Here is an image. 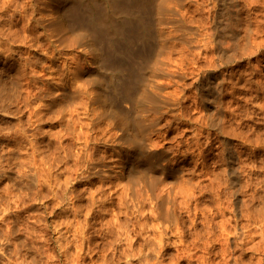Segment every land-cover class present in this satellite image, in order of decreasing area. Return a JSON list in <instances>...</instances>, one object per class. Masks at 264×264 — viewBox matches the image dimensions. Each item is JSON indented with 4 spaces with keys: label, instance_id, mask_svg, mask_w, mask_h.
<instances>
[{
    "label": "rangeland",
    "instance_id": "obj_1",
    "mask_svg": "<svg viewBox=\"0 0 264 264\" xmlns=\"http://www.w3.org/2000/svg\"><path fill=\"white\" fill-rule=\"evenodd\" d=\"M25 1L27 2V0H0V264H51L54 261L55 262L53 264H64V263L65 264L66 263L67 264H69V263L75 264V262H76V264H85V263L86 264H89V263L94 264V262H95V264H97L98 261H99L98 264H101V262H102V264H126L125 259L119 260L118 254L112 255L113 253H109V252H111V250L110 251L108 250L107 253H105L106 252L105 251L104 252L105 254L100 251V249H101L100 244H101L102 240H105V238L101 237L102 232L99 230V228H103V226H104L103 224H105V221L110 217L108 215L104 216L102 214V216L104 217L103 218L100 214L95 213L96 210L99 209L100 207H99L98 202L93 203V202H91V200H89V199H91L89 194L91 193V191L93 192L94 190H96V188L100 187V184L102 185L101 178L100 177L97 178V181H96L97 176H94V177H92L93 179H90V180H92L90 183H88L87 181H85L83 179L82 180L74 179V176H75L74 173L75 172L74 171L72 172L74 166L71 165V164H74V161H72V158H74L73 160H75L76 162L79 161V163H81V162L84 163V159H83L84 156H81V155H83L82 154L83 151L82 150H81L82 152L80 151V148L82 146L80 144H83L82 143L83 139H82V141L78 140V138L76 136L77 135L76 132H78V131L77 130H76V132L74 131L75 127H76V129L78 127L77 126L74 127L73 123L71 124V120H69L70 122L68 121V119H70L69 116H68L69 117L68 119H66L67 116H65L64 117L65 119L62 120L63 122L60 121L58 123V121L56 119H54L53 121L52 120L49 121V116H52V117L56 116V113H50V115H49V96L43 97V98H38L36 96V93L38 91V88H40V86H43L45 84H49V56H50V54H55L56 59L53 60V62L56 63L55 66H56L57 70L60 71L62 69V66L64 63L67 62V64H70L72 62L71 60L74 59L75 53L78 50L85 48L84 50L86 52H88V50L86 48L90 44H92L93 47L95 48V51H94L95 54L92 53V56H91V53L88 52V53H86L85 59L87 62L89 60V62H88L89 66L92 65L89 67L90 69H92V71H90L91 73L88 71H85V73L81 74L83 76H80V77H81V80L83 79L82 80L83 82L87 81V83L88 82H89V84L91 83V87H93V88H91L92 91L98 90L97 92L102 91V89L101 90L99 89V86H101L99 84V81H102V83L104 84L103 86H105V88L103 87V93H104L105 98H107L106 99L107 103L108 102L110 103V100H109L110 98L108 99V97L111 96V98H112V94H110V92L112 91L113 86L114 87H115V85L118 86V82L121 79L126 78L128 76V74L133 73L131 75L133 77L132 78L133 84H135L137 82L135 84V86L138 87L139 86L138 83H140L142 81L141 82L142 84H140V88H139V93H140L142 90L148 89V86L146 87L147 81L144 82L143 79L147 78V76H149V75L156 77L157 80H155V81L159 82V81H164L166 79L170 80V79H168V78H171L169 76V74H170L169 71L170 72L172 71V73H174L173 72L174 70L176 72L178 70H179V72H181V71L184 72L185 66H186L185 72L188 75L190 73V70H191L190 68H193V63H191L193 61H197L200 65L204 66V70H207V73L205 72V74H204V72H203L202 73L203 75H201V78L204 79L203 83L200 85L201 87L198 86V84H192L193 83V75L192 74L188 75L189 77L185 81L184 80L181 81V83H183L181 85H185L184 86L185 91L183 92L184 93V98H183L184 101L182 100L183 101L182 105L184 108L183 110L186 109L184 111V117H186V118H184V119L182 118V120H176L173 117L174 112L164 114L165 112H167L171 109V106L168 104V101L166 100V98H164L161 95H160L161 98L157 97V96L151 97V98H155V100L151 99L154 101V103H152L148 100V98L143 99L144 94H141L143 92L142 91L140 94L139 93L138 94H139L140 98L144 101V103L138 97V100L136 103L137 105L135 104V106L142 107V104H143V107L144 108L146 107L148 110L147 113H149V116H147V117H149L151 119V121L148 118V122L146 121L143 124H141L140 122L138 123V121L136 122L135 120H133V118L132 119L130 118L131 120L136 122L135 123V122L131 121V128L130 129H131V132L133 134L134 133L136 134V133H139L138 131H140V130H138V129L140 127H144L145 129H147L146 134H149L150 136H151V134L154 135V136L152 135V138L156 137L157 135H164L166 133L164 135V137L160 136L161 144L163 143L162 145H164L163 146L164 149L167 150V153H169V156L172 157L171 158L168 156L169 159L171 160V163L173 161L174 162L173 164H175L178 167V169H180L183 166L182 167L183 169H180L182 171H181V173H179V177H181V176L184 177V175L185 176L188 175L186 177H188L189 180L193 178L191 181H192V183L193 182L195 183V182H197L196 181L197 176L199 175L200 177L198 176V178H199L198 180H200V178H202V179H201V182L200 181H198V182L200 184L204 185V187H202L201 189L208 188L207 185L213 186L212 189H210V190L214 191V193L211 194L212 192L209 190V188H211V187H209L208 190L211 192L210 193L211 195H209L207 189H205V190L200 189L202 192L199 189H197V188H200L199 186H202V185H197L198 183L195 184L194 188H195V192H196L195 193L196 194V197H195L196 200H194L195 198L192 197V199H189L190 201L188 200L189 201L188 203L191 205V204H194L195 201H199V202L201 201L202 205H201V203L199 204V202H195V204L193 206L191 205L192 207L188 204V207L190 206L189 209H191L194 212L190 211L189 209H188L189 211L186 210V212H185V209L181 211V209L177 207L178 210L181 212L182 220L183 221L185 220L184 221L185 224L188 223L187 225L188 226L190 225V220H188V221L186 220L187 217H189V215H188L189 212H190L191 218L196 217L195 212H198L199 208L201 206L202 207L205 206V204H206V206H205V208L204 207L203 208L204 209L207 208V213H208V210H209V213H211L212 211L215 212L216 211V204L215 203H216V200L218 199L216 197L217 193L219 194V197H221L220 200H222V198H223L225 200L224 201L222 200V201L225 204H227L229 202L232 205V207H230L231 205L228 203L227 206L230 205L229 206L230 210L229 209L227 210L225 217H226V219H230L229 221H231V224H234V225H232V227L235 226L236 232L234 231L233 228L231 229V231L233 233L235 232L233 235L229 234L228 236H224V239H222L219 236L220 235V233H219L220 229L217 228V226H219L218 222L220 221V217L218 218V216H216V219L214 218L215 216H213L214 219L213 218L212 219L215 220V222H213V225H214V223H215V225L214 226L212 225L213 228L212 227H210V229L207 228V229H209V232L208 231H205V232L202 231V230H207V229L206 228L204 229L205 225H203V222L200 221L201 219L198 218L197 220H199V219L200 220L198 221V225L196 228L200 229L202 227V230L200 229L199 231L200 232L202 231L204 233L203 234L201 232V235H200L202 237L204 235V237H203V239H201L202 237L199 236L198 229L195 228L193 231H191V230L189 231L188 228H186L188 226L185 225L186 229L185 228L184 229L187 231H185V230L184 231L186 232L187 239H188V242H186V243H188L187 245L191 244L192 242L193 243L195 242V244L197 246V250H198L197 255H199V254L202 255V252H203L202 248L205 246V244H209V245L211 244L214 249L210 250V252L212 253L210 256L211 257L210 261L212 260L210 262V264H218L219 261L217 262V260H220L219 253H221L220 252L221 251V248H220L221 244H223V242H224L223 240L227 239L224 242V246L226 247V245H227L228 247H230V245H231L230 249L228 247H226V249H227L228 256L229 255L232 256L231 258H229V260H227L228 264H229V262L231 264H264V245H263L264 244V241H263L264 240V230H263L264 229V222H263L264 221V204L261 202L262 199L264 200V181L262 180V176H261V174H262L264 177V140H262V138L264 137V131H263L264 129L262 128L264 126V115L262 114V113H264V110H263L264 109L263 108L264 107V105H263L264 104V85H263L264 84V56H263L264 42L260 41V40H262V38H264V32H262V30H264V5H263L264 2H263V0H259V1L256 0L257 2L255 0H246V1L245 0H238V1L234 0L235 2L233 0H229V3L227 2L228 0H213V1H208V3L206 0H198V2H196V0H150L151 4L149 3V5H147L146 8H142L141 10L134 8L133 10L129 11L127 15H123L119 11L116 12L118 15L116 13L114 14L116 16L117 22H121L120 24L122 26L125 25V30H127V31L130 30V32H129L130 38L128 41L127 40L121 41L120 36L118 34H115V33H114V35L111 34L105 40L112 41L113 46L109 45L108 41L98 42V41L94 40L92 33L88 31V28L86 26H80V25H76V24L71 25L67 19H66V21H65V19L63 21L62 20L57 21L56 23H58V25L54 24L57 29L55 27H53L54 25L52 26V29H55V30H53L54 32L52 30H51V32L55 35L56 44H54L55 46L50 45V43L48 44V41H47L46 37L43 35L42 29L39 27V25H35L33 23L30 24V22L27 21L29 18L28 16L30 14L29 15L24 14V16L21 15V13H22L21 6L25 3ZM122 1L123 2H129L132 0H122ZM52 2L54 4L55 3L56 4L55 5L51 4ZM91 2H96V6L97 5L102 6V8L105 4L104 0H91ZM240 2L242 4H240ZM246 2H247V4H246ZM261 2H263V4ZM213 3H215V4H213ZM49 4H50L49 6H51V5L56 6V5L64 4L62 6L65 7L64 8L65 10H67V8H69L73 5L71 3V0H61V1L60 0H52V1L49 0ZM229 4H230V6L232 5L231 6L232 10H231ZM233 4H235L234 8H233ZM259 4H261V5H259ZM212 5H214V8ZM226 5L229 7H227ZM215 6H216V8H215ZM223 6H224V8H223ZM219 7H220V9H219ZM226 7L231 12V14L235 15V17H236V12H238L239 9H240V13H242L239 16L240 22H238L237 27L235 26L236 32H233V30L231 29V28H235V27H231V25L229 27L227 26V24H226L227 23V17H225L226 16L225 14L221 13V12L225 13L224 10ZM209 9L212 11H209ZM236 9H237V11H236ZM233 10L235 11V14H234ZM27 11H28V13H30L29 12L30 10H27ZM218 11H220V13ZM257 12L259 13V15ZM28 13H26V14H28ZM216 14H218V15H216ZM246 14H248V15H246ZM223 15L225 18L223 17ZM88 16L90 17V14L87 15V13L85 12L84 17L89 18ZM216 16H218L220 18H217ZM261 16H263V17H261ZM23 18H24V20H23ZM254 18H256V21ZM220 19H221L220 22H222V19H224V21L222 23H220L219 22ZM245 19H246V22H244ZM215 20H217V21H215ZM260 21H263V22H260ZM216 22L218 24H216ZM246 23L248 24L249 27L246 26L247 25ZM226 27H228L227 31H226ZM85 28H87V29H85ZM245 29L248 31L247 33H246V31H244ZM257 29H259V31ZM159 31L162 32V34L160 36H159ZM204 31L205 32L208 31V32H206V35H209L211 31L214 32V33H211L212 38H211L209 44L207 42L206 45H209V46L206 48H205V46H203L204 42L201 43V40L202 41H207V40H205L204 37L200 38V37L205 35ZM255 31H257V33ZM249 32H251L253 34H251ZM225 33H226V35H225ZM248 33L251 34L252 37H250L251 35H248ZM258 33H259V35H258ZM230 35H232V36H230ZM247 36H249V38ZM233 37H234V40H233ZM243 37L246 39H244ZM257 37H259L258 40L256 39ZM236 38H237V40H236ZM241 38H243V39H241ZM253 38H255L256 43L261 42L260 43L261 48L259 50L260 53L258 52L256 55L251 54L252 55L251 56L250 54L247 55L246 53H249L247 50H250V47L255 44V42H254V44H252V42H250L251 40H253ZM212 39H213V41H212ZM263 41H264V39H263ZM242 44H244V45L247 44V46H245V47H248V49H245L244 45H242ZM235 45H237V46H235ZM248 45H251V46H248ZM56 46H58V47L55 48ZM118 47H120V48H118ZM124 47H127L126 49L129 48L132 51V52H130V53H132V56L129 57L127 54L123 55V56L122 55L116 56V58H115V61H116L115 69L112 68V70H111L110 68H107V67H103V66L99 67V65H103L102 60L108 56V53L110 51H113V50L116 52L123 51L122 49ZM237 48H240V49H237ZM59 49H61V50L59 51ZM241 49H244L246 52L244 50L241 51ZM238 51L241 52L240 55H239ZM243 51H244V54H242ZM118 54H120V53L118 52ZM241 54H242V56H241ZM232 55H234V56H232ZM237 55H239L241 57H238ZM114 56H115V54H114ZM221 56L222 57L224 56L225 59L228 58L226 60L228 62L224 63V67H218L217 66L218 69L216 68L217 71L214 72L215 69L210 68L209 66H207V64L209 65V63H216V65H218L220 63V59H222ZM235 56L240 59V63H241V64H239L241 66L239 68V70L241 69L240 72L242 71L244 73L243 74L241 72L242 76L244 75V77H243L242 84L239 86L240 90H238L237 87L234 86L233 83H230L229 81H227V83H226V80H225V75L227 73V70H231V69L237 70L238 69L237 66L235 67V61H234V58H236ZM244 56H245V58H244ZM219 57H221V58H219ZM258 57L261 58V60ZM181 59L183 60V62ZM216 59L219 60L218 64H217V62H215V61H217ZM259 60L261 61V63ZM208 61H209V63H208ZM129 62H130V64H129ZM180 62H182L185 65H183L182 63L180 64ZM258 62H259V64H258ZM117 64L119 65V67H117ZM128 64H129V66H128ZM232 64H233V66H232ZM206 66H207V68H205ZM249 66H250V68H249ZM181 67H182V69H180ZM222 69H223V71H222ZM188 70H189V73H188ZM220 70H221L222 74L219 73ZM130 71H132V73H130ZM253 71H254V73H253ZM110 72H113L116 76V80L113 83H111L108 80V78L106 77V75H111ZM210 73L213 76H211ZM261 73H262V75H261ZM103 74H104V76H103ZM259 75L261 78L259 77ZM134 76L138 79H141V80L138 82V79H136ZM217 76H218V78H217ZM134 78L136 80L135 83H134V81H135ZM216 78H217V80H216ZM78 79L80 80V78H78ZM93 79H95V81H97L98 83H96ZM222 79H223V81H221ZM247 79H249L251 81H249V80L247 81ZM207 80H209V81L206 82ZM245 80L248 83L250 82V84H248ZM217 82H218V84H216ZM207 83H209V84H207ZM246 83H247V85H246ZM215 84L217 85L216 86L217 88L214 86ZM261 85L263 86V89H262ZM241 86H243V87H241ZM108 87L111 90H107ZM110 87H112V88H110ZM177 87H178L177 85L171 84L170 86L164 88L161 91V93H162V95L167 96L169 93L176 90ZM214 87L216 88L215 90L213 89ZM246 87H248V89ZM254 87H256V88H254ZM211 88L213 90H211ZM218 89H219L220 93L218 92ZM244 89L246 92L245 91L243 92ZM105 92H107L108 94H106ZM222 92H224V93H222ZM235 92H237V93H235ZM205 93L209 94V95L206 96ZM212 94H214V95H212ZM217 95H219V96H217ZM162 98H164V99H162ZM202 98H204V99H202ZM213 98L214 99L218 98V99H216L214 101ZM236 99H238L240 101H238V100L236 101ZM194 100L200 105V106H198L199 109H195V105H194L195 101ZM205 101H207V102H205ZM211 101L215 104H213ZM145 102H148V103L145 104ZM220 102H222L223 104ZM237 102H240V103H237ZM216 104L220 105V106H218V108H216L217 107ZM226 104H228L229 106L226 107ZM261 104L263 107L260 106ZM221 105H223V106H221ZM230 105H231V110L229 108ZM235 105H236V107H239V108L235 109L236 108V107L234 108ZM127 107H129V106H127ZM222 107H223V109H222ZM224 107L229 109V110L224 109ZM242 107H245L246 109L242 108ZM232 108L234 110V113L236 112L235 117H233L234 113L232 111ZM260 108H262V109H260ZM239 109H241V110H239ZM37 110H39L38 114H40V115L42 114V117H36L37 118L36 119L35 115L38 116V114H35ZM237 110H238V112H237ZM242 110H243V112H242ZM246 110H247V115L249 114L248 117L246 115ZM40 111H42V112H40ZM217 111H218V114L220 117H221V114L224 117L222 116L220 118L219 116H217L216 118H214L216 115H218ZM227 111H228V113L230 111V113L228 114ZM252 111H253V114H252ZM239 112H242L243 114L242 113L239 114ZM202 113H203V116H202ZM185 114L186 115L188 114V117ZM211 114H213V115H211ZM231 114H232V116H231ZM251 114L254 116H252ZM198 115H200L199 119L201 121V124L198 122L199 123V126H198L199 129H198V127H195V126L192 127V125H190V121L193 120L192 118L197 119ZM244 115H246V117ZM157 116H160V117L162 116V117L159 118L155 122L154 120L156 119ZM201 116H202V118H201ZM237 116L239 118L241 116V118H240L241 120L243 119L242 117H244V119H243L244 121L242 120V122L239 123L237 121V118H238ZM256 116L258 119L256 118ZM261 116H262V118H261ZM152 117L153 118L155 117V118L153 119ZM226 117H228V118H226ZM38 118H39V120H38ZM40 118L41 119L43 118V119L40 121ZM204 118H206L205 122L203 121ZM218 118H220V119H218ZM245 118H247V119L249 118L248 121H246L247 119H245ZM251 118H253V119H251ZM250 119L253 120V123ZM214 120H216V121H214ZM218 120L221 123L223 122V124L229 123L228 121H230V120L231 121L229 123L230 125L226 126V125L221 124L220 122L218 123ZM223 120H226L227 122L226 121L224 122ZM241 120H239V121H241ZM257 120H258L259 124L257 123L255 125ZM55 121H57V122H55ZM152 121H154V122H152ZM185 121H186V123H184ZM202 121H203V123H202ZM206 121L208 122V124ZM249 121H250V123H249ZM214 122H216L215 123L216 126H214L215 125ZM60 123H62V124H60ZM151 123L153 125L156 123L157 124H156V126L154 125L155 126L154 127L153 125H151ZM217 123H218V125H220V127L217 125ZM210 124L212 126H214L215 128L211 127ZM234 124H235V129H237V130H235L236 135H237V133L240 132L241 129L243 130V131L241 130V133H239L238 137L235 136L234 132H231V131H234V129H233ZM242 124L244 125L245 128L243 127ZM66 125H67V127H66ZM69 125H72L74 129L71 127L72 128V130H71ZM221 125L225 126L226 128L222 127ZM253 125H254L255 129L254 128L251 129V127H253ZM257 125L258 126L260 125V126L258 127ZM240 126H241V128H240ZM256 126H257V129H256ZM68 127L72 131L71 133H69L70 130H68ZM132 127L133 128L136 127L133 130L137 129L136 130L137 132H135V131L133 132ZM246 127L250 128V129L248 130ZM155 128H157V129L159 128V133H158V130ZM201 128H202V131H201ZM227 128H228V130H230L229 131L230 133L228 132ZM253 129L258 130V131L260 129V132H259L260 134L257 131H256L257 133H255V131ZM153 130H154V133L156 132L155 134L153 133ZM224 130H226V133L232 134V135L226 134ZM244 130L250 131L249 132L250 134L252 133L251 136H249L250 134L248 133V131H246V134H249V135H247L248 138L252 139L253 141L249 139L251 141L250 142L247 139V136H245L246 134L243 135L246 138H244L243 136L242 137H243V139H247V140H245V141L241 140L242 137L240 135L245 133ZM73 131H74V133H73ZM236 131H239V132L236 133ZM261 131H262V133H261ZM149 132L150 133L152 132V133L150 134ZM214 132H215V134L218 135V137H216L217 135L213 134ZM223 132L225 133V135L223 134ZM209 133H210V135H209ZM97 134H100V132H97L96 134H94L93 138L95 137L97 139V138L101 137V136H98ZM233 134H234V136H233ZM253 134H255V139L258 136L262 140V141H259L260 140L259 138H258L259 140L258 139L256 140L257 142H260V144H258V143L255 144ZM257 134H259V135H257ZM261 134H263L262 135L263 137H260ZM96 135H97V137H96ZM228 136H229V138H228ZM75 137L77 140L75 139ZM232 137H234V138H232ZM93 138L91 139V141H94V142H90L89 144L92 145L93 148L94 147L95 148L94 149L92 148L93 150L92 149H90V150H92V152H94V154L92 153L93 158L97 159L100 156L96 157V155L101 154V152L102 151L104 152L106 149H104L105 147L102 146L101 143H100L101 145L97 144V141L95 140V138L94 139ZM235 138H237V139H235ZM57 141H59L60 144H57ZM54 142L56 145L54 144ZM74 142H75V144H74ZM209 142H210V145H209ZM223 142L225 143V145ZM249 142H250V144H249ZM93 143H94V145H97V146H94ZM226 143H228V144L226 145ZM244 143H246V144L244 145ZM221 144H223V145H221ZM52 145H55V146H52ZM233 145H234V148H233ZM260 145H262V146H260ZM56 146H58V147H56ZM75 146L80 147V148L78 149ZM92 146H89V148H91ZM226 146H228V147H226ZM253 146H255L254 147L255 149L253 148ZM63 147L70 149V151L68 150L69 156H68L67 149L65 148V150H63L64 149ZM96 147H98V148H96ZM229 147H231L232 149ZM259 147H262V148H259ZM58 148H61V149L58 150ZM223 148L224 149L226 148L229 150L231 149L232 152L229 150H226V149H225L226 152H224ZM251 148L253 149L252 151L255 150L254 153L251 151ZM54 149H55V151H54ZM220 150H223L224 153L223 152L221 153ZM239 150L241 153L237 152ZM98 151H99V154H98ZM247 151H248V154H247ZM71 152H74V153L77 152L78 157H77V155H73L74 153H72L73 157L70 156ZM89 152L91 153V151H89ZM103 152L101 154L102 155L101 158H105L106 160L112 159L111 158L112 155L109 152H104V153ZM65 153L68 156V158L65 155ZM199 153H201V155ZM222 154H224V155H222ZM227 154H228V156H227ZM103 155H105V156H103ZM203 155H205L204 158H203ZM221 155H222V157H221ZM244 155H245V157L248 156L247 157L248 159L246 158L247 160L245 159V157L243 158ZM33 156L34 157L36 156V157L34 158ZM64 156H65V158H64ZM74 156H76V158H78V159L80 158V159L77 160ZM79 156H81L82 159ZM232 156L234 159L232 158ZM107 157H108V159H107ZM174 157H175V159L176 158L177 159L175 160ZM224 157H225V160H224ZM237 157H239V158L236 159ZM254 157H255V159H254ZM31 158H34L35 162L33 160L30 161ZM53 158L54 159L58 158L59 161L56 160L57 162H55V160ZM221 158H223L222 162L225 161V164L220 161ZM252 158H253L255 164H254V162H251V161H253ZM178 159H179V161H178ZM80 160H81V162H80ZM194 160L197 162H194ZM204 160L206 162H204ZM213 160L215 162H213ZM232 160H234V162ZM23 161L24 162L26 161L29 165L26 162L23 163ZM50 161H51V163H50ZM53 161L55 162V164L53 163ZM216 161H217V163H216ZM242 161L243 162L245 161V163H243L245 166L243 164H241ZM220 162L224 166L221 165L222 167H220V164H221ZM239 162H241V163H239ZM204 163H208V164L206 165ZM238 163L240 165H237ZM251 163H253V164H251ZM49 164H50V167H49ZM52 164H54V166ZM145 164H146V166H145ZM194 164L196 165V168H195ZM35 165L36 166L39 165V166L36 167ZM42 165L45 168V170L42 168ZM150 165H151L150 163H143V165H141L140 169L142 167H144L142 169H147V170L150 169L151 171L149 170L150 171L149 172L147 170H144L145 174H143V172H141L140 176L144 180H142V181L140 180L139 183L142 182L140 184H143V182L145 180H146L145 182L147 184L150 180V183H148V184H151V181H153V183L155 182L153 185L156 184L158 189H159V187L162 188V186L165 184V182L167 183L169 181L170 184L174 183L171 185L176 187L178 185L177 184L178 181L179 182L182 181L181 178L177 177L178 176L177 174L175 176L170 175V177H169L170 180L168 179V181H167L165 178L163 179V177H162V176H164L163 174H161V173L159 174L158 171L152 170V166H150ZM254 165H256V166H254ZM203 166H205V167H203ZM218 166L220 167L222 172L225 170L224 173L227 176V177L224 176V173H223L224 177H221V180L219 177L222 174L216 173L217 171L220 172V169ZM226 166L227 167L229 166V167L226 168ZM239 166L241 167V170L239 169V171H238ZM249 166H250V168H249ZM35 167L36 168L40 167V169H38V171H35V170H37ZM244 168H245V170H244ZM142 169L140 171H143ZM185 169H186V173H184ZM204 169H206V170H204ZM23 170H25L26 173ZM39 170H43V171L39 172ZM46 170L48 171L47 174L49 176V179H48V177L46 178L47 174L43 175V174H45ZM49 170H50V172H49ZM243 170H244V172H243ZM192 171H193V173H192ZM202 171L203 172L205 171L204 172L205 175L203 174ZM36 172H39V174H41L40 175L41 180H40V176H35V174L38 175V173H36ZM42 172H44V173H42ZM189 172H190V174H188ZM197 172H200V174ZM214 172L217 174V176L220 174L219 177L216 178L217 180L216 179L214 180L212 178V177H216V174ZM251 172H253V174H248ZM148 173H150V174H148ZM23 174H26L27 176L24 175L25 176L24 177ZM70 174H72V176H69ZM145 175H148V177ZM208 175H210V177H208ZM248 175H251V176L248 177ZM254 175H256V177H254ZM160 176L162 177L163 180L161 179L158 181V179H160ZM203 176H205V177H203ZM230 176H232L233 178ZM52 177H53V179H52ZM56 177L61 178V179H57V182L55 184L59 185L58 184V182H59L61 185V186H59V188H61L62 190L58 189V187L54 184ZM229 177L231 179H229ZM33 178H35L34 179L35 183L33 182L34 181ZM38 178H39V180H38ZM42 178L44 180L45 179L48 180L49 183H47L48 181L46 182L44 180H43L44 183H42L41 182ZM148 178H149V180H148ZM172 178L174 179V181L176 183L174 181L173 182L171 181V180H173ZM185 178H182L183 181L184 180L186 181L187 178L186 179ZM243 178H245L244 181L242 180ZM256 178L257 179L259 178L258 179L259 181ZM65 179L66 180L68 179L69 181H66ZM72 179H74V180H72ZM211 179H213L214 183L216 182L217 184L216 183L212 184L213 180H211ZM218 179L220 181H218ZM234 179H235L236 183L233 184V182H235ZM239 179H240V181H239ZM252 179H253V181H252ZM37 180L41 182V183L39 182V185L37 184ZM61 180H65V182H68L69 186L63 185L64 183L62 184ZM224 180L226 181L225 185L223 183ZM227 180H229V181H227ZM237 180L240 183H238ZM241 180L245 184L247 183L246 185L248 186L246 189L243 188L244 190H241L242 188L240 187L241 185H244V183ZM254 180L259 182V183L256 182V189H255V184H254L255 181ZM94 181H96V182H94ZM209 181H212V182L209 183ZM247 181L250 183L248 184ZM160 182H162V183H160ZM205 182H208V184L206 183L207 185H205L204 184ZM45 183H46V185H44ZM65 184H67V183H65ZM92 184H94V186ZM96 184H98L99 186L97 185L95 187ZM103 184H105V187L107 186V183H103ZM226 184L228 185L229 189L227 188ZM253 184H254V186H253ZM35 185L39 186V188L37 190H35L37 188V186H35ZM52 185H55V186H53V188H52ZM182 185L183 184H181V186ZM220 185H221V187L219 188ZM230 185H231V187H230ZM233 185L235 186V188ZM246 185H244L242 187H245ZM40 186H42V187H40ZM43 186H44V188H43ZM62 186H64L65 188ZM84 186L86 188H84ZM45 187L46 188L48 187V188L45 189ZM49 187L52 190H50ZM70 187H71V189H70ZM105 187L104 186L102 187L103 190L105 191V194H107V193L110 194V192L113 190V188L111 190V188L106 189ZM175 187H173V190H176ZM224 187H225V189H224ZM257 187H259V188H257ZM40 188H42L41 191H39ZM77 188H78V190H77ZM89 188L90 189L92 188V189L90 190ZM93 188H94V190H93ZM179 188H177V189L179 190ZM230 188L231 189L233 188L234 190L232 189L231 191H229ZM236 188L239 190L237 191ZM248 188L250 190H247ZM43 189H44V191H43ZM48 189H49L50 193L46 191ZM181 189H183V188H180L179 191H181ZM253 189L257 190V191H254ZM259 189H260V191H259ZM55 190L59 194H57ZM59 190H61V191H59ZM70 190H72V193ZM76 190H77V193H76ZM106 190H108V191L110 190V191L108 192ZM222 190L224 191V193L226 195L223 193ZM226 190H228V193L225 192ZM251 190H253L254 192H257L258 194L254 193ZM84 191H86V192H84ZM217 191L222 192L223 196L221 195V193H219ZM233 191L237 195L233 194L234 193ZM239 191L240 192L243 191V192L239 193ZM246 191H249V192H246ZM41 192L43 194H40ZM54 192L56 193L57 196H55ZM62 192H64V193H62ZM198 192L200 193L199 194L200 197H198L199 196L197 194ZM82 193H84V194H82ZM243 193H246V195L245 194L243 195ZM251 193L254 195H252ZM105 194L102 196L105 197ZM108 194L106 196H108ZM202 194H204V195L202 196ZM238 194H241V195H239V197H238ZM259 194L262 195L261 196V198L263 197L262 199L260 198ZM70 195H71V197H70ZM79 195L81 197H79ZM87 195H89V196L87 197ZM231 195H233V197ZM234 195L237 198L234 197ZM242 195H243V197L240 198ZM247 195H248V197H247ZM58 196H60V197H58ZM100 196L101 195H99V197ZM207 196H209L210 199H207ZM211 196H213L212 201H210ZM253 196L257 197V199H255L257 201L252 202V200H254V198H255V197L251 198ZM53 197H55V198H53ZM57 197L60 199L63 198V201L62 200L60 201V199H58ZM86 197L88 198V200ZM176 197H181V196L177 195ZM176 197H175V199H177ZM204 198H206V200ZM226 198H228L229 200L231 198V200H230L231 202L228 201V199H226ZM239 198L240 199L245 198L244 201L246 200L247 205H253L254 204L253 208H252V206L251 207L249 206L247 209L246 203L243 202V200H240ZM249 198H251L252 200ZM259 198H260V201L258 200ZM54 199L59 200V201L56 202V200L54 201ZM181 200H183L182 197H181V199L178 198L177 200H174V201L179 203L178 201L182 202ZM192 200H194V202ZM226 200H227V202H226ZM236 200L238 203H236ZM87 201H90L89 202L90 204H88L87 206H89V205H90L89 207L93 206L92 208H94V206L97 204L95 206V209H91L97 215L94 214L93 217L89 220V223L85 229L86 236H84V238L88 237L90 239H92V236L95 237L94 239H92L94 242L91 240V242L93 244L95 243V241L97 242V240H98L96 245L95 244L93 245L91 243L90 248L92 249V251H90V249L87 247L89 245H87L86 238L85 239L83 238L84 244H83V246L81 245L82 246V248H81L79 245L82 243L81 242L82 240L80 239L79 236H77L78 233L81 234L80 228L84 225L83 223H85V222H82V220H84V215H86L84 213L87 212V206L85 205ZM240 201L243 203H240ZM247 201L248 202L251 201L252 204L251 203L248 204ZM68 202H69V204H66ZM84 202H85V204H84ZM211 202H214L213 204H215V206H213V207L215 209L214 208L212 209V206L210 208L207 207V206L213 205V204H211ZM57 203H59V204H57ZM177 203H176V205H177ZM72 204L75 206H73ZM80 204H82V206ZM198 204L200 206H198ZM207 204H209V205H207ZM239 204H240V206H239ZM241 204L242 205L245 204L246 206H242ZM64 205H67V206L65 207ZM78 205H80V207ZM258 205L261 207H259ZM76 206H78V207L75 209ZM83 206H86V207L83 208ZM234 206H237V207L235 208ZM256 206H258V207H256ZM193 207H196L197 211ZM238 207H240L241 209L239 210ZM255 207L257 209L254 210ZM203 208H201L200 210H202ZM249 208H250V210H249ZM81 209H82L83 213H81V211H80ZM242 209H243V211H242ZM84 210H85V212H84ZM233 210H235V211L233 212ZM247 210H249V211H247ZM252 210H254V211L252 212ZM256 210L257 211L260 210V211L257 212ZM75 211H77V212H75ZM241 211L245 212L248 215V216H244V218H245L244 220L242 219L243 216H241V215H243V213ZM191 212L193 214L194 213L195 214L193 215ZM235 212L237 213V215ZM247 212L249 214H250V212H252V214L254 212L255 213L253 214L254 216H252V214L249 215ZM260 212L262 213L263 217L257 216V214L259 215ZM76 213H77V215H76ZM245 213H244V215H246ZM183 214H185V215L183 216ZM191 215H193V216H191ZM231 215H233L232 217L234 219V223L232 221L233 220L232 217H229ZM238 215H240V216H238ZM73 216L74 217L78 216V217L74 218ZM255 216L258 220L255 219ZM38 217H40V218H38ZM95 217L97 219L100 218V221H101L100 224L98 223V221L96 220ZM105 217H107V219ZM123 217H124V214L121 215V220H124L125 217L124 218ZM227 217H229V218H227ZM237 217H238V219H239V217L241 219L238 220ZM247 217H249L250 222L252 221V223H250L251 225L253 224V226L250 225L252 228L250 226H247V225H249L248 224L249 221L246 224L247 220H249V219H247ZM93 218H95L94 222H93V220H94ZM261 218H262V220H261ZM31 219H33V220H31ZM37 219L42 220V221H39L40 223H38V222H36V221H38ZM148 219H150L149 220V223H150L152 220H151V218H149V216L147 217V221H148ZM133 220L135 221L134 217H133L132 221ZM216 220H218V221L216 222ZM239 221H241L243 224L245 223L244 226L246 225L248 227L249 231L252 229L250 231V233L253 230H255L259 233L261 232V234L255 233V231H254L255 234L253 232L251 233L254 235L253 242L251 239H250L251 241L249 240V237L247 238L248 241H247V239L245 240L244 236L246 234L249 235L250 233L247 232L248 231L247 227L245 226L246 227L245 228L241 222H240V224L242 227L240 226ZM257 221H259V222H257ZM32 222H33V224H32ZM34 222H36L37 224L35 223V225H34ZM74 222H76V223L78 222V225L80 224L79 225L80 228H75L78 226H76L77 225L76 223H75V225H73ZM260 222L262 223L263 227H262ZM130 223H132V222H130ZM201 223H202V225H201ZM67 224H68V226H67ZM69 224L70 225L72 224V226H70ZM231 224H230V226H231ZM89 225H91V227L88 228ZM56 226L58 229H56ZM254 226H255V228H254ZM256 226H258L257 229H256ZM31 227L32 228L34 227V229H35L34 232H32L33 229H31ZM66 227H69L70 229L67 228L68 229L67 230ZM72 227L75 230L79 229L80 232L78 230H76V231L73 230ZM127 227L129 230L133 228V226L131 224H130V226L128 225ZM90 228H92V229H90ZM93 228H94V230H93ZM211 228L213 230H211ZM214 228H216V229H214ZM28 229H29L30 233H32L33 237L31 236V234L27 235L29 233V232H27ZM71 229L73 232L71 231ZM87 229H89V230H87ZM243 229H245L246 234H245V231ZM66 231H68V232L70 231V232L67 233ZM262 231H263V233H262ZM71 232L72 233L77 232L76 234H74V236L76 238L73 236V234H71ZM94 232H95V234H93ZM189 232H191V233H189ZM192 232L193 233L196 232L195 234H198V235H195V234L192 235ZM206 232H207V235H206ZM213 233L218 234L217 235L218 237L216 235H214ZM98 234H99V236H98ZM257 234L261 235V237H259V235H257ZM61 235L62 236L66 235V236H64L62 238ZM188 236H190V237H188ZM195 236H198V238ZM207 236L209 239L207 238ZM209 236H212V237H209ZM194 237H195V240L193 241L192 238H194ZM199 237L201 240H199ZM258 237L260 239H258ZM77 238L80 239L81 243L78 242L79 239H77ZM75 239H76V241H75ZM99 239H100V241H99ZM174 239L175 238H170L169 243H171L172 241H176ZM187 239H186V241H187ZM217 239L220 241H218ZM231 239H233V240L231 241ZM241 239H242V245H241V247H237V244L239 243L238 240L241 243ZM59 240H60V242H59ZM108 240H110V239L108 238ZM190 240H192V241L190 242ZM260 240H262V242ZM203 241H205V242L208 241V242L205 243ZM227 241H229V243ZM244 241L247 243H245ZM254 241H256L257 243ZM258 241H260L261 243ZM74 243L76 246L78 245V249H80V250L77 251L76 246H74ZM76 243H78V244H76ZM186 243H185V245H186ZM219 243H221V244H219ZM252 243L256 245L253 248V250H252V247H253ZM218 244H219V247L216 246ZM249 244H250L251 248L248 246ZM97 245H99V246H97ZM259 245L263 246V248ZM61 246H63V247H61ZM153 246H155L154 249H156V247H157L156 244L155 245L153 244ZM168 246H170V247H168ZM168 246H167V249L165 250V253L163 252L164 255H162L161 258H163L164 256L165 257L162 260L160 258L161 264H165V263L173 264V262H174V264H180V263L181 264H188V262H186V261H182V260L178 261L176 259V256L175 257L173 256L174 254H176L174 251L175 250L174 247L172 245H168ZM233 246L234 247L236 246L235 250H234ZM257 246L262 250H260V249L258 250V248H256ZM59 247H61V248H59ZM67 248H68V250H67ZM231 248H233V249H231ZM244 248H246L247 250ZM250 249H251V251H250ZM212 251H214V252H212ZM228 251L230 254L228 253ZM77 252H78V254H77ZM151 252L154 253L153 251H151ZM151 252H149V253H151ZM217 252H219L218 253L219 256L217 255ZM239 252H241L242 255L240 254L239 256H237V254H239ZM36 253L39 255H37ZM52 253H54L55 255H52ZM63 253H64V255H63ZM66 253L68 254V257H67ZM92 253L97 254L93 258L96 261H94L93 259H92V261H90L89 257H90V254H92ZM152 253L150 254L151 255L150 257H151V259H154L155 255L153 257ZM50 254H51V256H50ZM70 254H72V256ZM165 254H167V255H165ZM235 255L237 256L238 260L234 259L236 257ZM63 256H65L67 258L65 259V257H63ZM77 256H79V257H77ZM85 256H87V257H85ZM96 256H97L98 260L96 259ZM116 256H118V257L116 258ZM240 256H241V259L239 258ZM56 257H57V259H56ZM69 257L70 258L73 257V258L70 259ZM111 257H112V259H111ZM169 257H171V258H169ZM79 258H82V259H79ZM100 258L101 259L103 258L104 260L103 259L102 260L104 262ZM109 258L111 261L108 260ZM36 259H37V262H36ZM69 259L72 261V263H71V261H69ZM166 259L168 260V262H166L167 261ZM195 261L196 260H193L190 264H203V263H198L197 261L196 262ZM133 262L137 263V261H133ZM215 262H217V263H215ZM136 263H134V264H136ZM219 264H222V263L219 262Z\"/></svg>",
    "mask_w": 264,
    "mask_h": 264
},
{
    "label": "bare ground",
    "instance_id": "obj_2",
    "mask_svg": "<svg viewBox=\"0 0 264 264\" xmlns=\"http://www.w3.org/2000/svg\"><path fill=\"white\" fill-rule=\"evenodd\" d=\"M50 1H52V0H50ZM61 1V0H60ZM105 1V4H104V6H103V8H102V6H96V2H91V0H71V3L73 4L71 7H69V8H67V10H65L64 8L65 7H63L62 5H64V4H62V5H56V6H53V5H51V6H49L50 4H49V0H27V2L25 1V3L21 6V9H22V13H21V15L22 16H24V14L25 15H29L28 17V20L27 21H29L30 22V24H35V25H39V27L42 29V33H43V35L46 37V39H47V41H48V44L50 43V45H54V44H56V41H55V35L51 32V30L53 31V30H55V29H52V26L55 24H57L58 25V23H56L57 21H63L64 19H65V21H66V19L68 20V22L71 24V25H80V26H86L87 28H88V31L89 32H91L92 33V36H93V38H94V40H96V41H98V42H104V41H108V44L109 45H111V46H113V42L112 41H110V40H105V39H107L111 34L112 35H114V33L115 34H118L119 36H120V40L122 41V40H129V38H130V30L129 31H127V30H125V25L124 26H122L120 23L121 22H117V19H116V16L114 15L116 12H121V14H123V15H127L128 14V12L129 11H131V10H133L134 8H137V9H142V8H146V6L147 5H149V3H150V0H132V1H129V2H123L122 0H104ZM207 1V3H208V1H213V0H206ZM234 1V0H233ZM238 1V0H237ZM246 1V0H245ZM256 1V0H255ZM257 1H259V0H257ZM256 1V2H257ZM56 2V1H55ZM68 2V1H67ZM196 2H198V0H196ZM228 3H229V0L227 1ZM232 2V1H231ZM235 2V1H234ZM255 2V3H256ZM263 2H264V0H263ZM263 2H261L262 4H263ZM58 3V2H57ZM259 3V2H258ZM51 4H54L53 2L51 3ZM56 4V3H55ZM54 4V5H55ZM151 4V3H150ZM213 4H215V3H213ZM217 4V3H216ZM227 4V3H226ZM240 4H242L241 2H240ZM246 4H247V2H246ZM221 5V4H220ZM234 5L235 4H233V8H234ZM238 5V4H237ZM245 5V4H244ZM243 5V6H244ZM259 5H261V4H259ZM264 5V4H263ZM213 6V8H214V5H212ZM227 6V5H226ZM229 6H230V4H229ZM229 6H227V7H229ZM232 6V5H231ZM230 6V8H231V10H232V7ZM246 6V5H245ZM248 6V5H247ZM225 8V13H223V12H221L222 14H225L226 16L225 17H227V26L229 27L230 25H231V27H237V25H238V22H240V14H242V13H240V9H239V11L238 12H236V17H235V15H233V14H231V12L228 10V8ZM236 7V6H235ZM215 8H216V6H215ZM223 8H224V6H223ZM237 8V7H236ZM240 8V7H239ZM247 8V7H246ZM211 9V8H210ZM209 9V11H212V10H210ZM219 9H220V7H219ZM238 9V8H237ZM237 9H236V11H237ZM20 10V9H19ZM27 10H30L29 12L30 13H28V11ZM245 10V9H244ZM262 10V9H261ZM217 11V10H216ZM246 11V10H245ZM248 11V10H247ZM258 11V10H257ZM263 11V10H262ZM87 13V15H89L90 14V17L89 18H85L84 17V13ZM219 13H220V11H218ZM233 12H234V14H235V11L233 10ZM26 13H28V14H26ZM212 13V12H211ZM217 13V12H216ZM247 13V12H246ZM258 13V12H257ZM256 13V14H257ZM117 14V13H116ZM245 14V13H244ZM118 15V14H117ZM216 15H218V14H216ZM246 15H248V14H246ZM258 15H259V13H258ZM217 18H220V17H218V16H216ZM222 17V16H221ZM223 17H224V15H223ZM224 17V18H225ZM248 17V16H247ZM251 17V16H250ZM261 17H263V16H261ZM22 18V17H21ZM20 18V19H21ZM26 18V17H25ZM258 18V17H257ZM244 19V18H243ZM249 19V18H248ZM247 19V20H248ZM255 19V21H256V18H254ZM22 20V19H21ZM23 20H24V18H23ZM260 20V19H259ZM263 20V19H262ZM215 21H217V20H215ZM221 21V19L219 20V22ZM224 21V19H222V22ZM222 22H220V23H222ZM226 22V21H225ZM244 22H246V19H245V21ZM260 22H263V21H260ZM62 23V22H61ZM243 23V22H242ZM63 24V23H62ZM216 24H218L217 22H216ZM247 24V23H246ZM55 25L53 26V27H55ZM225 25V24H224ZM61 26V25H60ZM245 26V25H244ZM246 26H248V24L246 25ZM214 27V26H213ZM218 27V26H217ZM221 27V26H220ZM225 27V26H224ZM228 27H226V31L228 30L227 28ZM236 27L235 28H231L232 30H233V32H236ZM249 27V26H248ZM56 28V27H55ZM87 28H85V29H87ZM260 28V27H259ZM57 29V28H56ZM215 29V28H214ZM219 29V28H218ZM242 29V28H241ZM247 29V28H246ZM244 30V31H246V33L248 32L247 30ZM261 29V28H260ZM263 29V28H262ZM225 30V29H224ZM239 30V29H238ZM258 31H259V29H257ZM219 31V30H218ZM240 31V30H239ZM253 31V30H252ZM54 32V31H53ZM205 32V31H204ZM203 32V33H204ZM206 32H208V31H206ZM206 32H205V35L204 36H202V37H200V38H205V40H207V41H202L201 40V43H203V46H205V48L206 47H208L209 45H206L207 44V42H208V44H209V42H210V40H211V38H212V34L211 33H214V32H210V34L209 35H206ZM223 32V31H222ZM256 33H257V31H255ZM262 32H264V30H262ZM261 32V33H262ZM202 33V34H203ZM219 33V32H218ZM238 33V32H237ZM244 33V32H243ZM249 33H251V32H249ZM248 33V35H251V34H253V33H251V34H249ZM255 33V34H256ZM162 34V32H160L159 31V36ZM232 34V33H231ZM242 34V33H241ZM254 34V35H255ZM225 35H226V33H225ZM246 35V34H245ZM258 35H259V33H258ZM261 35V34H260ZM230 36H232V35H230ZM237 36V35H236ZM244 36V35H243ZM257 36V35H256ZM239 37V36H238ZM242 37V36H241ZM248 38H249V36H247ZM250 37H252V35L250 36ZM255 37V36H254ZM240 38V37H239ZM244 38V37H243ZM243 38H241V39H243ZM244 39H246V38H244ZM257 40L259 39V37H257L256 38ZM263 39L264 38H262V40H260V41H262V42H264L263 41ZM204 40V39H203ZM233 40H234V37H233ZM236 40H237V38H236ZM235 40V41H236ZM250 40V39H249ZM212 41H213V39H212ZM239 41V40H238ZM256 40H255V38H253V40H251L250 42H252V44H254V42H255ZM240 42V41H239ZM258 42V41H257ZM248 43V42H247ZM261 43V42H260ZM259 42L258 43H256L255 42V44L254 45H248V46H251L250 47V50H247L249 53H246L247 55L248 54H252V55H256L258 52H259V50H260V48H261V44H260ZM211 44V43H210ZM241 45V44H240ZM242 45H244V44H242ZM55 46V45H54ZM232 46V45H231ZM234 46V45H233ZM235 46H237V45H235ZM245 46H247V44L246 45H244V47ZM58 46H56L55 48H57ZM243 47V46H242ZM243 47V48H244ZM118 48H120V47H118ZM127 47H124L122 50L123 51H118L120 54H118V52H116V51H110L109 53H108V56L106 57V58H104L102 61H103V65H99V67H107V68H110L111 70H112V68H114L115 69V67H116V61H115V58H116V56H119V55H128L129 57L130 56H132V53H130V52H132L129 48L128 49H126ZM232 48V47H231ZM230 48V49H231ZM234 48V47H233ZM85 49V48H84ZM84 49H81V50H78L76 53H75V57H74V59L73 60H71L70 62V64H67V62L66 63H64L63 64V66H62V69L60 70V71H58L57 70V68H56V66H55V64L56 63H54L53 62V60H55L56 59V56H55V54H50V56H49V84H45V85H43V86H40V88H38V91H37V93H36V96L38 97V98H43V97H47V96H49V115H50V113H56V116H49V121L50 120H54V119H56L57 121H58V123L60 122V121H62L63 119H65L64 117L65 116H67V118L66 119H68L69 117H70V119H68V121L69 120H71V124L73 123V125H74V127L75 126H77L78 128L76 129V127H75V129L73 128V126L72 125H69L70 126V128L72 127L73 129H74V131L76 132V130L78 131V132H76L77 133V138H78V140H81L82 141V139H83V144H80V145H82L81 146V148L80 147H76V148H80V151L82 152V154L83 155H81V156H84V163L83 162H81V160H80V162L81 163H79V161L78 162H76L75 160H73L74 158H72L73 156H72V153H74V152H71V155L70 156H72L71 158H72V161H74V164H71V165H73L74 166V168H73V170H72V172L74 171L75 173H74V179H79V180H85V181H87L88 183H90L92 180H90V179H93L92 177H94V176H97L96 177V181H97V178H101V182H102V185L100 184V187H98V188H96V190H94V188H93V192L91 191V193L89 194L90 195V198L91 199H89V200H91V202H93V203H96V202H98V204H99V209H97L96 210V212L95 213H98V214H100L101 216H102V214L105 216H109L110 218H108L107 219V217H105L106 219V221H105V224H103L104 226H103V228H99V230L102 232V235H101V237L102 238H105V240H102V242H101V244H100V246H101V249H100V251L102 252V253H104L105 251V253H107L108 252V250L110 251L111 250V252H109V253H113L112 255H117L118 254V256H119V260H122V259H125V262H126V264H134V263H136V262H133V261H137V263L138 264H161V260L165 257H163V258H161L162 257V255H164L163 254V252L165 253V250L167 249V246L168 245H172L173 247H174V251H175V253L176 254H174L173 256L175 257L176 256V259L179 261V260H182V261H186V262H188V264H190L193 260H196L198 263H203V264H210V262L212 261H210V256H211V252H210V250L212 249H214L213 247H212V245L210 246L209 244H205V246L202 248L203 250V252H202V255L201 254H199V255H197V246H196V244H195V242L193 243H191V244H189V245H187L188 243H186V242H188V239H187V235H186V232L185 231H187V230H185L186 228H188V230L190 231H193L196 227H197V225H198V221L200 220L201 222H203V225H205V227H204V229L206 228H209L210 229V227H212V225H213V222H215V220H213L214 218L216 219V216H218V218L220 217V221L218 222L219 224V226H217V228H219L220 229V237L222 238V239H224V236H228L229 234H234L235 232H236V229H235V226L234 227H232V225H234V224H231V221H229L230 219H226V217H225V215H226V213H227V210L229 209V206L231 205L229 202V206H227L228 205V203L227 204H225L223 201L225 200V199H223L222 198V200H220V198L221 197H219V194L217 193V200H216V211L214 212V211H212L211 213H209V210H208V213H207V208L206 209H204L205 208V206H206V204H205V206H201L200 208H199V210H198V212H195L196 213V217H190V212H189V217H187V221L188 220H190V225L188 226L187 224H185V220L183 221L182 220V215H181V212L178 210V208H180L181 209V211L182 210H184L185 209V212H186V210L187 211H192L191 209H189V207L192 205H194L195 204V202H199V201H195L194 202V200H196V192H195V184H197V185H202V184H200L198 181H200L201 182V179L202 178H200V180H198L199 178H198V176H197V182H193L192 183V179H188V177H186V176H188V175H184V177L183 176H181V177H179V173H181V171L182 170H180V169H183L181 166V168L180 169H178V167L175 165V164H173L174 162L172 161V163H171V160L169 159V157H171V156H169V153H167V150H165L164 149V145H162L161 144V139H160V136H163L164 137V135L166 134L165 132V134L164 135H157L156 137H154V138H152V135L153 134H151L150 132V134H151V136L149 135V134H146V132H147V129H145L144 127H140L138 130H140V131H138L139 133H132L131 132V121L132 122H137L138 121V123L140 122L141 124H143L144 122H148V118L149 117H147V116H149V113H147L148 112V110H147V108L145 107H143V104H142V107H140V106H135V104L137 103V100H138V97H139V99H141L140 98V96H139V94L141 93V94H144L143 95V99L144 98H148V100L150 101V102H152V103H154V101L153 100H151V99H154L155 100V98H151V97H160V95L161 96H163L164 98H166V100L168 101V104L171 106V109L169 110V111H167V112H165L164 114H167V113H171V112H174V114H173V117L176 119V120H182V118L184 119V118H186V117H184V111L186 110H183L184 108H183V105H182V103H183V101H184V91H185V85H181V84H183V83H181V81H185L189 76L188 75H193V83L192 84H198V86H200L202 83H203V81H204V79H202L201 78V75H203L202 73L204 72V74H205V72L207 73V70H204V66H202V65H200L197 61H193V62H191V63H193V68H190L191 70H190V73H189V70H188V75H187V73L185 72V68H186V66H185V68H184V72L183 71H181V72H179V70L176 72L175 70L173 71L174 73H172V71L170 72L169 71V76L171 77V78H168V79H170V80H164V81H159V82H157V81H155V80H157L156 79V77H154V76H152V75H149V76H147V78H145V79H143V81L145 82V81H147V85H146V87L148 86V89H146V90H142L140 93H139V88H140V84H142L141 82L140 83H138L139 84V86L137 87V86H135V84L137 83L136 82V80H135V78H134V83L135 84H133V81H132V71H130V73H132V74H128V76L126 77V78H124V79H121L119 82H118V86L117 85H115V87L113 86V89H112V91L110 92V94H112V98H111V96H109L108 97V99L110 100V103L108 104L107 102H106V99L107 98H105V96H104V93H103V87L105 88V86H103L104 84L102 83V81H99V84L101 85V86H99V89L101 90L102 89V91H100V92H97V91H92V89L91 88H93V87H91V83L89 84V82L87 83V81L86 82H83L82 80H81V77L80 76H83V75H81L82 73H85V71H88V72H90V71H92V69H90L89 67L90 66H92V65H88V62H89V60H88V62L86 61V53H88V52H90L91 53V56H92V53H94V51H95V48L93 47V45L92 44H90L89 46H87V50H88V52H86ZM237 49H240V48H237ZM245 49H248V47H245ZM61 49H59V51H60ZM232 50V49H231ZM230 50V51H231ZM242 50H244V49H241V51ZM228 51V50H227ZM235 51V50H234ZM245 51V50H244ZM244 51L242 52V54H244ZM237 52V51H236ZM235 52V53H236ZM239 52V51H238ZM246 52V51H245ZM263 52H264V50H263ZM97 53V52H96ZM234 53V52H233ZM240 53L241 52H239V55H240ZM260 53V52H259ZM95 54V53H94ZM114 54H115V56H114ZM229 54V53H228ZM227 54V55H228ZM242 54H241V56H242ZM245 54V55H246ZM223 55V54H222ZM226 55V56H227ZM239 55H237L238 57H241V56H239ZM246 55V56H247ZM251 55V56H252ZM229 56V55H228ZM231 56V55H230ZM232 56H234V55H232ZM263 56H264V53H263ZM222 57V56H221ZM221 57H219V58H221ZM236 57V56H235ZM238 57H236V58H234V61H235V67L237 66L238 67V69L237 70H234V69H231V70H227V73H226V75H225V80H226V83H227V81H229L230 83H233L234 84V86H236L237 87V89L238 90H240L239 89V86L242 84V81H243V77H244V75L242 76V74H241V72H240V70H239V68L241 67L239 64H241L240 63V59L238 58ZM257 57V56H256ZM262 57V56H261ZM89 58V57H88ZM224 58V56L222 57V59H220V63L218 64V61L219 60H217V61H215V62H217V64L218 65H216V63H209V61H208V63H209V65L207 64V66H209L210 68H213V69H215V71L214 72H216L217 70H216V68H217V66L218 67H224V63H226V62H228V61H226L227 59H223ZM231 58V57H230ZM244 58H245V56H244ZM259 58V57H258ZM257 58V59H258ZM263 58V57H262ZM97 59V58H96ZM260 60H261V58H259ZM182 60V59H181ZM180 60V61H181ZM259 60V61H260ZM243 61V60H242ZM258 61V60H257ZM182 62H183V60H182ZM182 62H180V64L182 63ZM96 63V62H95ZM99 63V62H98ZM118 63V62H117ZM260 63H261V61H260ZM100 64V63H99ZM129 64H130V62H129ZM129 64H128V66H129ZM179 64V63H178ZM183 64V63H182ZM258 64H259V62H258ZM257 64V65H258ZM183 65H185V64H183ZM231 65V64H230ZM98 66V65H97ZM207 66L205 67V68H207ZM232 66H233V64H232ZM248 66V65H247ZM98 67V68H99ZM117 67H119V65L117 64ZM231 67V66H230ZM246 67V66H245ZM106 68V69H107ZM243 68V67H242ZM249 68H250V66H249ZM100 69V68H99ZM102 69V68H101ZM104 69V68H103ZM105 69V70H106ZM180 69H182V67L180 68ZM218 69V68H217ZM220 69V68H219ZM226 69V68H225ZM109 70V69H108ZM244 70V69H243ZM256 70V69H255ZM95 71V70H94ZM187 71V70H186ZM222 71H223V69H222ZM97 72V71H96ZM91 73V72H90ZM99 73V72H98ZM111 73V75H106V77L108 78V80L111 82V83H113V82H115V80H116V76H115V74L113 73V72H110ZM219 73H221V70H220V72ZM225 73V72H224ZM243 73V72H242ZM253 73H254V71H253ZM102 74V73H101ZM222 74V73H221ZM244 74V73H243ZM168 75V74H167ZM210 75H211V73H210ZM216 75V74H215ZM214 75V76H215ZM218 75V74H217ZM261 75H262V73H261ZM103 76H104V74H103ZM205 76V75H204ZM211 76H213V75H211ZM246 76V75H245ZM248 76V75H247ZM250 76V75H249ZM252 76V75H251ZM256 76V75H255ZM207 77V76H206ZM205 77V78H206ZM210 77V76H209ZM208 77V78H209ZM220 77V76H219ZM258 77V76H257ZM259 77H260V75H259ZM78 78H80V80L78 79ZM174 78V79H173ZM211 78V77H210ZM215 78V77H214ZM217 78H218V76H217ZM217 78H216V80H217ZM223 78V77H222ZM249 78V77H248ZM261 78V77H260ZM136 79H138V78H136ZM86 80V79H85ZM94 81H95V79H93ZM141 79H138V82L140 81ZM212 80V79H211ZM210 80V81H211ZM249 79H247V81H248ZM253 80V79H252ZM259 80V79H258ZM209 80H207L206 82H208ZM220 81V80H219ZM221 81H223V79L221 80ZM246 81V80H245ZM246 81V82H247ZM249 81H251V80H249ZM257 81V80H256ZM263 81V80H262ZM96 83H98L97 81H95ZM212 82V81H211ZM214 82V81H213ZM255 82V81H254ZM94 83V82H93ZM215 83V82H214ZM213 83V84H214ZM248 83V82H247ZM247 83H246V85H247ZM95 84V83H94ZM171 84H174V85H177L178 87L176 88V90H174L173 92H171V93H169L167 96H165V95H162V93H161V91L164 89V88H166V87H168V86H170ZM207 84H209V83H207ZM212 84V83H211ZM216 84H218V82L216 83ZM214 85L215 87L217 86V85ZM245 84V83H244ZM248 84H250V82L248 83ZM262 84V83H261ZM93 85V84H92ZM232 85V84H231ZM254 85V84H253ZM260 85V84H259ZM264 85V84H263ZM173 86V85H172ZM244 86V85H243ZM243 86H241V87H243ZM255 86V85H254ZM262 86V85H261ZM201 87V86H200ZM213 87V86H212ZM213 88L214 90L217 88ZM240 87V88H241ZM260 87V86H259ZM110 88H112V87H110ZM235 88V87H234ZM247 89H248V87H246ZM250 88V87H249ZM254 88H256V87H254ZM144 89V88H143ZM212 88H211V90H213ZM222 89V88H221ZM236 89V90H237ZM262 89H263V86H262ZM105 90V89H104ZM107 90H111V89H109V87H108V89ZM204 90V89H203ZM206 90V89H205ZM224 90V89H223ZM237 90V91H238ZM252 90V89H251ZM250 90V91H251ZM254 90V89H253ZM207 91V90H206ZM217 91V90H216ZM233 91V90H232ZM235 91V90H234ZM245 91V89L243 90V92ZM256 91V90H255ZM108 92V91H107ZM107 92H105L106 94H108ZM218 92L220 93V91H219V89H218ZM241 92V91H240ZM239 92V93H240ZM246 92V91H245ZM249 92V91H248ZM139 93V94H138ZM164 93V92H163ZM217 93V92H216ZM215 93V94H216ZM222 93H224V92H222ZM235 93H237V92H235ZM234 93V94H235ZM242 93V92H241ZM252 93V92H251ZM105 94V95H106ZM203 94V93H202ZM201 94V95H202ZM206 94V93H205ZM218 94V93H217ZM228 94V93H227ZM204 95V94H203ZM207 95H209V94H206V96ZM211 95V94H210ZM212 95H214V94H212ZM230 95V94H229ZM233 95V94H232ZM217 96H219V95H217ZM202 97V96H201ZM200 97V98H201ZM232 97V96H231ZM150 98V99H149ZM161 98V97H160ZM159 98V99H160ZM164 98H162V99H164ZM196 98V97H195ZM207 98V97H206ZM219 98V97H218ZM218 98H213L214 99V101L216 100V99H218ZM233 98V97H232ZM186 99V98H185ZM197 99V98H196ZM202 99H204V98H202ZM222 99V98H221ZM234 99V98H233ZM183 100V101H182ZM199 100V99H198ZM207 100V99H206ZM223 100V99H222ZM225 100V99H224ZM231 100V99H230ZM235 100V99H234ZM238 99H236V101H237ZM108 101V100H107ZM141 101L144 103V101L141 99ZM148 101V102H149ZM195 101V100H194ZM202 101V100H201ZM200 101V102H201ZM213 101V100H212ZM211 101V102H212ZM218 101V100H217ZM220 101V100H219ZM233 101V100H232ZM238 101H240V100H238ZM141 102V103H142ZM148 102H145V104L146 103H148ZM205 102H207V101H205ZM224 102V101H223ZM228 102V101H227ZM226 102V103H227ZM202 103V102H201ZM204 103V102H203ZM209 103V102H208ZM213 103V102H212ZM217 103V102H216ZM219 103V102H218ZM220 103H222V102H220ZM237 103H240V102H237ZM213 104H215V103H213ZM223 104V103H222ZM137 105V104H136ZM194 105H195V109H199V107L198 106H200L196 101L194 102ZM208 105V104H207ZM217 105V104H216ZM264 105V104H263ZM127 106H129V107H127ZM146 106V105H145ZM218 106H220V105H217V107L216 108H218ZM221 106H223V105H221ZM227 106H229L228 104H226V107ZM243 106V105H242ZM260 106H262V104L260 105ZM236 107V105L234 106V108ZM263 107V106H262ZM230 110H231V105H230ZM237 108H239V107H236L235 109H237ZM242 108H245V107H242ZM241 108V109H242ZM264 108V107H263ZM201 109V108H200ZM222 109H223V107H222ZM221 109V110H222ZM224 109H226V110H229V109H227V108H225L224 107ZM241 109H239V110H241ZM246 109V108H245ZM260 109H262V108H260ZM150 110V109H149ZM218 110V109H217ZM220 110V109H219ZM225 110V111H226ZM264 110V109H263ZM198 111V110H197ZM223 111V110H222ZM232 111H233V113H234V110H233V108H232ZM236 111V110H235ZM38 112H39V110H37L36 111V113L35 114H38ZM40 112H42V111H40ZM44 112V111H43ZM237 112H238V110H237ZM242 112H243V110H242ZM242 112H239V114L240 113H242ZM251 112V111H250ZM68 113V114H67ZM186 113V112H185ZM197 113V112H196ZM226 113V112H225ZM227 113H228V111H227ZM229 113H230V111H229ZM228 113V114H229ZM236 113V112H235ZM235 113H234V116L233 117H235ZM33 114V113H32ZM67 114V115H66ZM208 114V113H207ZM216 114V113H215ZM214 114V115H215ZM217 114H218V111H217ZM221 114V113H220ZM243 114V113H242ZM245 114V113H244ZM252 114H253V111H252ZM251 114V115H252ZM263 115H264V113H262ZM40 114H38V116H36L35 115V118L36 117H42V114L39 116ZM186 115V114H185ZM210 115V114H209ZM211 115H213V114H211ZM225 115V114H224ZM246 115H247V110H246ZM246 115H244L245 117H246ZM249 115V114H248ZM248 115H247V117H248ZM34 116V115H33ZM69 116V117H68ZM133 116V117H132ZM187 117H188V114L186 115ZM199 116L200 115H198V118L197 119H194V118H192L193 120H191L190 121V125H192V127L193 126H195V127H198L199 126V123L201 124V121H200V119H199ZM202 116H203V113H202ZM202 116H201V118H202ZM205 116V115H204ZM217 116H219V114L218 115H216L214 118H216ZM223 115L221 114V117H222ZM231 116H232V114H231ZM242 116V115H241ZM241 116H240V118H241ZM252 116H254V115H252ZM147 117V118H146ZM151 117V116H150ZM162 117V116H161ZM160 116H157L156 117V119L154 120L155 122L159 119V118H161ZM192 117V116H191ZM207 117V116H206ZM213 117V116H212ZM211 117V118H212ZM220 117V116H219ZM220 117V118H221ZM224 117V116H223ZM238 117V116H237ZM236 117V118H237ZM133 118V120H135V121H133V120H131V119ZM153 118V117H152ZM155 118V117H154ZM153 118V119H154ZM210 118V117H209ZM220 118H218V119H220ZM226 118H228V117H226ZM225 118V119H226ZM230 118V117H229ZM239 118V117H238ZM237 118V121L240 123V122H242V120L244 119V117H242L243 119L241 120L240 118L238 119ZM256 118H257V116H256ZM261 118H262V116H261ZM37 119V118H36ZM43 119V118H42ZM41 118H40V121L42 120ZM152 119V120H153ZM190 119V118H189ZM205 119L206 118H204V122H205ZM245 119H247V118H245ZM249 119V118H248ZM248 119L246 120V121H248ZM251 119H253V118H251ZM250 119V120H251ZM258 119V118H257ZM38 120H39V118H38ZM37 120V121H38ZM149 120L151 121V119L149 118ZM239 120H241V121H239ZM256 120V119H255ZM254 120V121H255ZM263 120V119H262ZM57 121H55V122H57ZM154 121H152V122H154ZM203 121H202V123H203ZM208 121V120H207ZM206 121V122H207ZM211 121V120H210ZM214 121H216V120H214ZM224 122L226 121V120H223ZM231 121V120H230ZM230 121H228L229 123H230ZM236 121V120H235ZM244 121V120H243ZM252 121V123H253V120H251ZM63 122V121H62ZM65 122V121H64ZM70 122V121H69ZM135 122V123H136ZM181 122V121H180ZM183 122V121H182ZM199 122V123H198ZM220 121L218 120V123H219ZM227 122V121H226ZM68 123V122H67ZM137 123V124H138ZM158 123V122H157ZM156 123V124H157ZM184 123H186V121L184 122ZM188 123V122H187ZM216 122H214V124H215ZM218 123H217V125H218ZM221 123V122H220ZM229 123H225V124H223V122L221 123V124H223V125H230ZM232 123V122H231ZM237 123V122H236ZM235 123V124H236ZM246 123V122H245ZM248 123V122H247ZM249 123H250V121H249ZM251 123V124H252ZM255 123V122H254ZM259 124V122H258V120L256 121V123H255V125L256 124ZM261 123V122H260ZM263 123V122H262ZM60 124H62V123H60ZM70 124V123H69ZM133 124V123H132ZM156 124H154L155 126H156ZM207 124H208V122H207ZM212 124V123H211ZM210 124V125H211ZM235 124H234V127H233V129H234V131H231V132H234V134H235V130H237V129H235ZM238 124V123H237ZM136 125V124H135ZM151 125H153L152 123H151ZM153 125V126H154ZM213 125V124H212ZM211 125V127H213V128H215L214 126H216V124L214 125V126H212ZM233 125V124H232ZM243 125V124H242ZM250 125V124H249ZM261 125V124H260ZM259 125V126H260ZM104 126V127H103ZM134 126V125H133ZM139 126V125H138ZM154 126V127H155ZM205 126V125H204ZM219 127H220V125H218ZM222 126V125H221ZM246 126V125H245ZM248 126V125H247ZM252 126V125H251ZM258 126V125H257ZM257 126H256V129H257ZM258 126V127H259ZM66 127H67V125H66ZM209 127V126H208ZM222 127H225V126H222ZM237 127V126H236ZM243 127H244V125H243ZM262 127V126H261ZM72 128H71V130H72ZM136 128V127H135ZM135 128H133L132 127V130L133 129H135ZM226 128V127H225ZM224 128V129H225ZM240 128H241V126H240ZM245 128V127H244ZM243 128V129H244ZM248 130L250 129V128H248V127H246ZM252 128H254V125H253V127H251V129ZM263 129H264V126L262 127ZM155 129H157V128H155ZM196 129V128H195ZM198 129H199V127H198ZM220 129V128H219ZM230 129V128H229ZM232 129V130H233ZM255 129V128H254ZM253 129V130H254ZM68 130H70L69 129V127H68ZM69 131V133H71L72 131ZM137 130V129H136ZM136 130H133V132L135 131V132H137ZM158 130V133H159V128L157 129ZM156 130V131H157ZM204 130V129H203ZM227 130H228V128H227ZM242 130V129H241ZM241 130H240V132L239 131H236V133L237 132H239V133H241ZM248 130H246V131H248ZM262 130V129H261ZM74 131H73V133H74ZM152 131V130H151ZM194 131V130H193ZM200 131V130H199ZM198 131V132H199ZM201 131H202V128H201ZM214 131V130H213ZM223 131V130H222ZM221 131V132H222ZM225 131V133H226V130H224ZM230 130H228V132H229ZM243 131V130H242ZM245 131V130H244ZM246 131H245V133L244 134H242V135H240L241 137L243 136V135H245L246 134ZM255 131V133H259L260 132V129H259V131L258 130H254ZM257 131V132H256ZM264 131V130H263ZM97 132H100V134H97L98 136H101L100 138H95V140L97 141V144H102V146H104L105 148L104 149H106L104 152H109L112 156H111V160H106L105 158H101L102 157V152H101V154H99V151H98V154L99 155H96V157L97 156H100L99 158H97V159H94L93 158V154H94V152H92V150L95 148H93V146L92 145H90L89 143L90 142H94V141H91V139L93 138V135L94 134H96ZM250 131H248V133H249ZM153 133H154V130H153ZM156 133V132H155ZM154 133V134H155ZM157 133V134H158ZM225 133L223 132V134L225 135ZM230 133V132H229ZM239 133H237V135L235 134V136H237L238 137V135H239ZM254 133V132H253ZM261 133H262V131H261ZM212 134V133H211ZM213 134H215V132L213 133ZM226 134H228V133H226ZM234 134H233V136H234ZM250 134V133H249ZM249 134H246L245 136H247V135H249ZM252 134V133H251ZM251 134L249 135V136H251ZM260 134V133H259ZM259 134H257V135H259ZM97 135H96V137H97ZM209 135H210V133H209ZM215 135H217V134H215ZM228 135H232V134H228ZM254 135V142H255V144L256 143H258V144H260V142H257L256 140L259 138L258 136H257V138L255 139V134H253ZM263 134H261V136L260 137H263L262 136ZM154 136V135H153ZM220 136V135H219ZM227 136V135H226ZM216 137H218V135L216 136ZM244 137V136H243ZM243 137H242V139L241 140H249L250 138H248V136H247V139H243ZM74 138V137H73ZM93 138V139H94ZM225 138V137H224ZM228 138H229V136H228ZM232 138H234V137H232ZM244 138H246V137H244ZM75 139H76V137H75ZM164 139V138H163ZM227 139V138H226ZM235 139H237V138H235ZM239 139V138H238ZM260 139V138H259ZM258 139V140H259ZM77 140V139H76ZM250 140H252V139H250ZM249 140V141H250ZM262 140H264V137L262 138ZM261 139L259 140V141H262ZM165 141V140H164ZM199 141V140H198ZM230 141V140H229ZM240 141V140H239ZM253 141V140H252ZM56 142V141H55ZM55 142H54V144H55ZM166 142V141H165ZM228 142V141H227ZM242 142V141H241ZM251 142V141H250ZM250 142H249V144H250ZM77 143V142H76ZM224 143V142H223ZM232 143V142H231ZM235 143V142H234ZM247 143V142H246ZM246 143H244V145L246 144ZM57 144H60L59 143V141H57ZM62 144V143H61ZM74 144H75V142H74ZM100 144V145H101ZM228 143H226V145H227ZM236 144V143H235ZM252 144V143H251ZM257 144V145H258ZM263 144V143H262ZM56 145V144H55ZM55 145H52V146H55ZM79 145V144H78ZM77 145V146H78ZM93 145H94V143H93ZM197 145V144H196ZM209 145H210V142H209ZM221 145H223V144H221ZM224 145H225V143H224ZM232 145V144H231ZM253 145V144H252ZM251 145V146H252ZM256 145V146H257ZM89 146H92L91 148H89ZM94 146H97V145H94ZM220 146V145H219ZM218 146V147H219ZM247 146V145H246ZM260 146H262V145H260ZM56 147H58V146H56ZM210 147V146H209ZM208 147V148H209ZM226 147H228V146H226ZM232 147V146H231ZM231 147H229V148H231ZM244 147V146H243ZM255 146H253V148H254ZM64 149L63 150H65V148L66 147H63ZM93 148V149H92ZM96 148H98V147H96ZM200 148V147H199ZM207 148V149H208ZM233 148H234V145H233ZM236 148V147H235ZM259 148H262V147H259ZM57 149V148H56ZM59 149H61V148H58V150ZM67 149V148H66ZM90 149H92V150H90ZM224 149V148H223ZM226 149V148H225ZM224 149V152H226V150H229V149H226L225 150ZM232 149V148H231ZM231 149L229 150V151H231ZM241 149V148H240ZM255 149V148H254ZM68 150L70 151V149H67V152H68ZM212 150V149H211ZM243 150V149H242ZM247 150V149H246ZM253 149L251 148V151H252ZM54 151H55V149H54ZM57 151V150H56ZM73 151V150H72ZM79 151V150H78ZM89 151H91V153L89 152ZM95 151V150H94ZM221 151V153L223 152V150H220ZM219 151V152H220ZM244 151V150H243ZM58 152V151H57ZM96 152V151H95ZM103 152V153H104ZM210 152V151H209ZM223 152V153H224ZM232 152V151H231ZM237 152H240V150L239 151H237ZM253 153L255 152V150L254 151H252ZM93 153V154H92ZM108 153V154H109ZM211 153V152H210ZM230 153V152H229ZM235 153V152H234ZM233 153V154H234ZM241 153V152H240ZM252 153V154H253ZM259 153V152H258ZM81 154V153H80ZM79 154V155H80ZM96 154V153H95ZM200 155H201V153H199ZM237 154V153H236ZM246 154V153H245ZM247 154H248V151H247ZM65 155H66V153H65ZM73 155H77V157H78V153L76 152V153H74ZM106 155V154H105ZM105 155H103V156H105ZM206 155V154H205ZM205 155H203V158H204V156ZM218 155V154H217ZM220 155V154H219ZM222 155H224V154H222ZM222 155H221V157H222ZM232 155V154H231ZM230 155V156H231ZM240 155V154H239ZM238 155V156H239ZM243 155V154H242ZM67 156V155H66ZM68 156H69V152H68ZM68 156H67V158H68ZM81 156H79V157H81ZM169 156V157H168ZM209 156V155H208ZM227 156H228V154H227ZM234 156V155H233ZM233 156H232V158H233ZM250 156V155H249ZM252 156V155H251ZM34 157V156H33ZM36 157V156H35ZM34 157V158H35ZM75 158H76V156H74ZM95 157V156H94ZM110 157V156H109ZM202 157V156H201ZM207 157V156H206ZM213 157V156H212ZM245 157V155L243 156V158ZM248 157V156H247ZM247 157H245V159L247 158ZM260 157V156H259ZM34 158H31V160L30 161H34L35 159ZM55 158V157H54ZM53 158V159H54ZM64 158H65V156H64ZM70 158V157H69ZM172 158V157H171ZM216 158V157H215ZM231 158V159H232ZM239 157H237L236 159H238ZM251 158V157H250ZM51 159V158H50ZM49 159V160H50ZM77 160H79L78 158H76ZM81 159H82V157H81ZM107 159H108V157H107ZM174 159H175V157H174ZM177 159V158H176ZM175 159V160H176ZM217 159V158H216ZM219 159V158H218ZM222 159V160H221ZM220 159V161L222 162L223 161V158H221ZM229 159V158H228ZM234 159V158H233ZM248 159V158H247ZM246 159V160H247ZM254 159H255V157H254ZM259 159V158H258ZM42 160V159H41ZM52 160V159H51ZM55 160V162H57L56 160H58L59 161V159L57 158V159H54ZM201 160V159H200ZM224 160H225V157H224ZM240 160V159H239ZM250 160V159H249ZM252 160H253V158H252ZM61 161V160H60ZM83 161V160H82ZM178 161H179V159H178ZM183 161V160H182ZM199 161V160H198ZM233 162H234V160H232ZM236 161V160H235ZM238 161V160H237ZM251 161V160H250ZM26 162V161H25ZM24 161H23V163H25ZM35 162V161H34ZM44 162V161H43ZM55 162L53 161V163L55 164ZM177 162V161H176ZM194 162H197V161H195L194 160ZM202 162V161H201ZM204 162H206L205 160H204ZM209 162V161H208ZM213 162H215L214 160H213ZM220 162V163H221ZM227 162V161H226ZM251 162H254V160L253 161H251ZM258 162V161H257ZM27 163V162H26ZM50 163H51V161H50ZM73 163V162H72ZM143 163H150L151 165L150 166H152V170H154V171H158L159 172V174L161 173V174H163L164 176H162L163 177V179L165 178L167 181H168V179H169V177H170V175H178L177 177H179V178H181V180L183 181V179L182 178H185L186 179V181L184 180L183 182L182 181H178V185L175 187V186H173V185H171V184H174V183H171L170 184V182L168 181L167 183L165 182V184L162 186V188L161 187H159V189H158V187H157V185L155 186V185H153L154 183H153V181H151V184H148V183H150V180H149V178H148V180H149V182L146 184V180L143 182V184H140V183H142V182H140L139 183V181L141 180H144L140 175H141V172H143V174H145L144 172V170H147V169H142V168H144V167H142L141 169L143 170V171H140L141 169H140V167H141V165H143ZM203 163V162H202ZM201 163V164H202ZM216 163H217V161H216ZM219 163V162H218ZM222 163H224L225 164V161L224 162H222ZM222 163L220 164V167H222V166H224V165H222ZM230 163V162H229ZM239 163H241V162H239ZM237 164V165H240V164ZM243 163H245V161L243 162L242 161V163L241 164H243ZM28 164V163H27ZM36 164V163H35ZM42 164V163H41ZM54 164H52L53 166H54ZM204 164H208V163H204ZM211 164V163H210ZM251 164H253V163H251ZM254 164H255V162H254ZM257 164V163H256ZM29 165V164H28ZM27 165V166H28ZM195 165V164H194ZM205 165V166H206ZM212 165V164H211ZM222 165V166H221ZM244 165V164H243ZM36 166V165H35ZM39 165H37L36 167H38ZM145 166H146V164H145ZM149 166V167H150ZM205 166H203V167H205ZM231 166V165H230ZM242 166V165H241ZM245 166V165H244ZM251 166V165H250ZM250 166H249V168H250ZM254 166H256V165H254ZM258 166V165H257ZM35 167V168H36ZM49 167H50V164H49ZM219 167V166H218ZM220 167H219V169H220ZM229 167V166H228ZM227 166H226V168H228ZM232 167V166H231ZM24 168V167H23ZM42 168L45 170V168L43 167V165H42ZM147 168V167H146ZM151 168V167H150ZM195 168H196V165H195ZM252 168V167H251ZM256 168V167H255ZM260 168V167H259ZM25 169V168H24ZM37 170H35V171H38V169H40V167L39 168H36ZM51 169V168H50ZM149 169V168H148ZM198 169V168H197ZM203 169V168H202ZM208 169V168H207ZM210 169V168H209ZM225 169V168H224ZM239 169L241 170V167L239 166V168H238V171H239ZM253 169V168H252ZM258 169V168H257ZM150 170V169H149ZM149 170H147V171H149ZM204 170H206V169H204ZM213 170V169H212ZM223 170V169H222ZM236 170V169H235ZM244 170H245V168H244ZM244 170H243V172H244ZM250 170V169H249ZM23 171H25V170H23ZM40 171H43V170H39V172ZM151 171V170H150ZM149 171V172H150ZM200 171V170H199ZM209 171V170H208ZM215 171V170H214ZM225 171V170H224ZM224 171L222 172L221 171V169H220V172L219 171H217L216 173L218 174V173H220V174H222L220 177H219V175L217 176V174H216V177H212L214 180L217 178V177H219L220 178V180H221V177H224V176H226L225 175V173H224ZM251 171V170H250ZM257 171V170H256ZM39 172H36V173H38V175H36L35 174V176H40L41 174H39ZM45 172V171H44ZM44 172H42V173H44ZM49 172H50V170H49ZM195 172V171H194ZM203 172V171H202ZM201 172V173H202ZM205 172V171H204ZM204 172H203V174H204ZM222 172V173H221ZM241 172V171H240ZM249 172V171H248ZM258 172V171H257ZM25 173H26V171H25ZM35 173V172H34ZM48 173V171L46 170V172H45V174H43V175H46ZM152 173V172H151ZM154 173V172H153ZM183 173V172H182ZM184 173H186V169H185V172ZM192 173H193V171H192ZM196 173V172H195ZM197 173H199L200 174V172H197ZM207 173V172H206ZM223 173H224V176H223ZM259 173V172H258ZM22 174V173H21ZM73 174V173H72ZM72 174H70L69 176H72ZM142 174V175H143ZM148 174H150V173H148ZM188 174H190V172L188 173ZM209 174V173H208ZM213 174V173H212ZM239 174V173H238ZM247 174V173H246ZM248 174H253V172H251V173H248ZM255 174V173H254ZM24 175H26V174H23V176ZM182 175V174H181ZM205 175V174H204ZM214 175V174H213ZM22 176V175H21ZM27 176V175H26ZM145 176H147L148 177V175H145ZM150 176V175H149ZM160 176V179H158V181L159 180H161L162 179V177ZM192 176V175H191ZM202 176V175H201ZM215 176V175H214ZM237 176V175H236ZM251 175H248V177H250ZM261 176H262V180L264 181V177H263V175L261 174ZM25 177V176H24ZM48 177V179H49V176H48V174H47V176H46V178ZM190 177V176H189ZM200 177V176H199ZM203 177H205V176H203ZM208 177H210V175H208ZM227 177V176H226ZM225 177V178H226ZM230 177H232V176H230ZM229 177V179H231ZM245 177V176H244ZM254 177H256V175H254ZM27 178V177H26ZM44 178V177H43ZM42 178V183H44L43 182V179ZM66 178V177H65ZM68 178V177H67ZM73 178V177H72ZM142 178V179H141ZM207 178V177H206ZM224 178V179H225ZM233 178V177H232ZM236 178V177H235ZM240 178V177H239ZM253 178V177H252ZM261 178V177H260ZM35 178H33V180H34ZM52 179H53V177H52ZM57 179H61V178H55V182H54V184L57 182ZM69 179V178H68ZM66 180V181H69V180ZM74 179H72V180H74ZM162 179V180H163ZM173 179V178H172ZM178 179V178H177ZM210 179V178H209ZM213 179H211V180H213ZM227 179V178H226ZM257 179V178H256ZM255 179V180H256ZM259 179V178H258ZM257 179V180H258ZM38 180H39V178H38ZM37 180V184L39 185V182L40 181H38ZM40 180H41V176H40ZM65 180H61L62 182V184L63 185H68V182H65ZM100 180V179H99ZM170 180V179H169ZM176 180V179H175ZM180 180V179H179ZM188 180V181H187ZM194 180V181H195ZM204 180V179H203ZM214 180H213V182L212 181H209V183L210 182H212V184H215L214 183ZM217 180V179H216ZM219 179H218V181H220ZM243 181L245 180V178H243L242 179ZM241 180V181H242ZM248 180V179H247ZM251 180V179H250ZM254 180V181H255ZM44 181H48V180H44ZM60 181V180H59ZM64 181V182H63ZM96 181H94V182H96ZM165 181V180H164ZM172 182L174 181V179L173 180H171ZM177 181V180H176ZM206 181V180H205ZM225 181V180H224ZM223 181V183H224V185H225V183H226V181L224 182ZM227 181H229V180H227ZM234 181H235V179H234ZM239 181H240V179H239ZM242 181V182H243ZM252 181H253V179H252ZM251 181V182H252ZM259 181V180H258ZM34 183H35V180L33 181ZM40 182V183H41ZM53 182V181H52ZM73 182V181H72ZM78 182V181H77ZM84 182V181H83ZM100 182V181H99ZM175 182V181H174ZM204 182V181H203ZM233 182V181H232ZM237 182H238V180H237ZM248 182V181H247ZM256 182L257 181H255L254 182V184H255V189H256ZM47 183H49V181L47 182ZM65 183H67V184H65ZM103 183H107V186L105 187V184H103ZM160 183H162V182H160ZM176 183V182H175ZM183 184L182 186H181V184ZM208 184V182H205L204 184L205 185H207ZM219 183V182H218ZM221 183V182H220ZM229 183V182H228ZM234 183H236V181L235 182H233V184ZM238 183H240V182H238ZM244 183V182H243ZM250 182H248V184H249ZM257 183H259V182H257ZM58 184L59 185H57V184H55L57 187H58V189H61V188H59V186H61L60 185V183L58 182ZM95 184V183H94ZM94 184H92L93 186H94ZM159 184V183H158ZM180 184V185H179ZM217 184V183H216ZM222 184V183H221ZM242 184V183H241ZM240 184V185H241ZM247 184V183H246ZM245 183H244V185H246ZM254 184H253V186H254ZM43 185V184H42ZM44 185H46V183L44 184ZM55 185H52V188H53V186H55ZM98 184H96L95 185V187L97 186ZM244 185H241L240 187L242 188H240L241 190H244L243 188H247L248 186L246 185L245 187H242V186H244ZM252 185V184H251ZM258 185V184H257ZM35 186H37V185H35ZM50 186V185H49ZM69 186V185H68ZM67 186V187H68ZM99 186V185H98ZM105 187L106 189H109V188H111V190H112V188H113V190L110 192V194H108V196H106L107 194H105V191L103 190V188L102 187ZM175 187V189L176 190H173V187ZM181 186V187H180ZM215 186V185H214ZM226 186H227V188H228V185L226 184ZM234 186V185H233ZM238 186V185H237ZM40 187H42V186H40ZM51 187V186H50ZM50 187H49V189H50ZM62 187H64V186H62ZM66 187V188H67ZM74 187V186H73ZM157 187V188H156ZM183 188V189H181V191H179L180 190V188ZM197 187V186H196ZM200 188H197V189H201L202 187H204V185H202V186H199ZM207 187L209 188V187H211V188H209V190L210 189H212V187L213 186H208L207 185ZM221 187V185L219 186V188ZM230 187H231V185H230ZM39 188V186H37V188L35 189V190H37ZM43 188H44V186H43ZM48 188V187H47ZM46 187H45V189H47ZM65 188V187H64ZM63 188V189H64ZM84 188H86L85 186H84ZM88 188V187H87ZM104 188V189H105ZM177 188H179V190L177 189ZM208 188H205V189H207L208 190ZM234 188H235V186H234ZM250 188V187H249ZM247 189V190H250V189ZM257 188H259V187H257ZM49 189L48 190H46L47 192H49ZM70 189H71V187H70ZM90 189V188H89ZM92 189V188H91ZM90 189V190H91ZM205 189H201V190H205ZM224 189H225V187H224ZM229 189V188H228ZM233 189V188H232ZM231 188H230V190L229 191H231L232 190ZM237 189V188H236ZM42 190V188H40V190L39 191H41ZM50 190H52V189H50ZM57 190V189H56ZM55 190V191H56ZM62 190V189H61ZM61 190H59V191H61ZM69 190V189H68ZM74 190V189H73ZM77 190H78V188H77ZM77 190H76V193H77ZM83 190V189H82ZM200 190V191H201ZM208 190V193H209V195H211V194H213L214 193V191H212V190H210L209 191ZM234 190V189H233ZM239 189H237V191H238ZM254 190V189H253ZM253 190H251V191H253ZM43 191H44V189H43ZM58 191V190H57ZM57 191H56V193H57ZM71 191V193H72V190H70ZM106 191H108V190H106ZM110 191V190H109ZM108 191V192H109ZM223 191V190H222ZM254 191H257V190H254ZM253 191V192H254ZM259 191H260V189H259ZM80 192V191H79ZM83 192V191H82ZM84 192H86V191H84ZM202 192V191H201ZM204 192V191H203ZM217 192H219V191H217ZM225 192H227L228 193V190H226ZM234 192V191H233ZM232 192V193H233ZM243 191H239V193H242ZM246 192H249V191H246ZM252 192V193H253ZM50 193V192H49ZM55 193V192H54ZM56 193H55V196H57L56 195ZM62 193H64V192H62ZM81 193V192H80ZM211 193V194H210ZM219 193H221V195L224 193V191H223V193L222 192H219ZM238 193V192H237ZM251 193V194H252ZM254 193H257V192H254ZM39 194V193H38ZM40 194H43L42 192L40 193ZM52 194V193H51ZM50 194V195H51ZM57 194H59V193H57ZM75 194V193H74ZM73 194V195H74ZM82 194H84V193H82ZM105 194V197L104 196H102V195H104ZM198 195L200 194L199 192L197 193ZM225 194V193H224ZM233 194H235V192L233 193ZM246 195V193H243V195ZM250 194V193H249ZM258 194V193H257ZM35 195V194H34ZM53 195V194H52ZM68 195V194H67ZM89 195H87V197L89 196ZM99 195H101L100 197H99ZM177 195H179V196H181L182 198H183V200H181L182 202H180V201H178L179 203H177L176 201H174V200H177L178 198L179 199H181V197H176ZM197 195V196H198ZM204 194H202V196H203ZM215 195V194H214ZM220 195V196H221ZM226 195V194H225ZM235 195H237V194H235ZM234 195V197H236ZM239 195H241V194H238V197H239ZM243 195L240 197V198H242L243 197ZM252 195H254V194H252ZM41 196V195H40ZM64 196V195H63ZM75 196V195H74ZM98 196V197H97ZM201 196V197H202ZM223 196V195H222ZM229 196V195H228ZM232 197H233V195H231ZM250 196V195H249ZM257 196V195H256ZM256 196H253V197H251V198H254V200H252L251 198H249V199H251L252 200V202L253 201H257V200H255V199H257V197ZM259 196H260V198H261V196L262 195H260L259 194ZM35 197V196H34ZM39 197V196H38ZM50 197V196H49ZM58 197H60V196H58ZM57 197V198H58ZM68 197V196H67ZM70 197H71V195H70ZM77 197V196H76ZM79 197H81L80 195H79ZM86 197V198H87ZM104 197V198H103ZM175 197L177 198V199H175ZM192 197L193 198H195L194 200H192L193 202H194V204H189L188 202L190 201L189 199H192ZM198 197H200V195L198 196ZM212 197L213 196H211V200L210 201H212ZM227 197V196H226ZM247 197H248V195H247ZM37 198V197H36ZM53 198H55V197H53ZM52 198V199H53ZM56 198V199H57ZM237 198V197H236ZM239 198V199H240ZM246 198V197H245ZM244 198V199H245ZM260 198L258 199L259 201H260ZM263 198V197H262ZM261 198V199H262ZM56 199H54V201L56 200ZM58 199H60V198H58ZM71 199V198H70ZM80 199V198H79ZM205 200H206V198H204ZM207 199H210V197L209 196H207ZM215 199V198H214ZM226 199H228V198H226ZM233 199V198H232ZM238 199V200H239ZM244 199H240V200H243V202H245L246 203V200L244 201ZM63 201V198L62 199H60V201ZM73 200V199H72ZM77 200V199H76ZM87 200H88V198H87ZM189 200V201H188ZM198 200V199H197ZM201 200V199H200ZM203 200V199H202ZM230 200H231V198H230ZM229 199H228V201H230ZM57 201H59V200H56V202ZM214 201V200H213ZM233 201V200H232ZM249 201V200H248ZM247 201V202H248ZM264 200L262 199V203L264 204V202H263ZM66 202V201H65ZM88 202V203H87ZM86 202V204H85V202H84V204L87 206L88 204H90L89 202L90 201H87ZM177 203V205H176V203ZM209 202V201H208ZM215 202V201H214ZM214 202H211V204H213ZM226 202H227V200H226ZM231 202V201H230ZM235 202V201H234ZM243 202H241L240 201V203H243ZM74 203V202H73ZM167 203V204H166ZM201 203V201L199 202V204ZM236 203H238L237 202V200H236ZM249 203H251V201L250 202H248V204ZM258 203V202H257ZM261 203V204H262ZM57 204H59V203H57ZM66 204H69V202L68 203H66ZM92 204V203H91ZM188 204L190 205L189 207H188ZM198 204V206H200ZM215 204H213V205H210V206H207V207H211L212 206V209L214 208L213 206H215ZM252 204V203H251ZM260 204V205H261ZM73 205V204H72ZM71 205V206H72ZM81 206H82V204H80ZM80 205H78L79 207H80ZM97 205V204H96ZM95 205V206H96ZM201 205H202V203H201ZM207 205H209V204H207ZM242 205V204H241ZM246 205H247V203H246ZM245 204L244 205H242V206H246ZM254 205V204H253ZM253 205H247V209H248V207L250 206H252V208H253ZM256 205V204H255ZM60 206V205H59ZM65 207L67 206V205H64ZM63 206V207H64ZM70 206V205H69ZM73 206H75V205H73ZM78 206H76L75 207V209L78 207ZM86 206H83V208L84 207H86ZM90 206V205H89ZM89 206H87V212L86 213H84V214H86V215H84V220H82V222H85V223H83L82 225V227L80 228L79 227V225H78V222L76 223V222H74V224L73 225H75V223L77 224L76 226H78V227H75V228H80L81 229V232L79 231V229H76V230H78L81 234H79L78 233V235L77 236H79L80 237V239L82 240L81 242H80V239L79 238H77V239H79L78 240V242H80L79 244V246L82 248V246H83V244H84V240H83V238H84V236H86V232H85V229H86V226L88 225V223H89V220L93 217V215L95 214L94 213V211L93 210H91V209H95V206H94V208H92V207H89ZM191 206V207H192ZM239 206H240V204H239ZM259 206V205H258ZM258 206H256V207H258ZM64 207V208H65ZM178 207V208H177ZM197 207V206H196ZM196 207H193V208H195V210L197 211V208ZM230 207H232V205L230 206ZM235 208L237 207V206H234ZM254 208V210L255 209H257V208ZM259 207H261V206H259ZM63 208V209H64ZM201 208H203L202 210H200ZM208 208V209H209ZM239 208V210L241 209L240 207H238ZM245 208V207H244ZM243 208V209H244ZM67 209V208H66ZM65 209V210H66ZM71 209V208H70ZM73 209V208H72ZM80 209V208H79ZM189 209V210H188ZM215 209V208H214ZM243 209H242V211H243ZM69 210V209H68ZM178 210V211H177ZM230 210V209H229ZM232 210V209H231ZM237 210V209H236ZM238 210V211H239ZM249 210H250V208H249ZM249 210H247V211H249ZM254 210H252V212L254 211ZM70 211V210H69ZM81 211V213H83L82 212V209L80 210ZM206 211V212H205ZM235 210H233V212H234ZM241 211V212H242ZM246 211V210H245ZM257 211V210H256ZM258 211H260V210H258ZM257 211V212H258ZM75 212H77V211H75ZM79 212V211H78ZM84 212H85V210H84ZM192 212H194V211H192ZM191 212V213H192ZM229 212V211H228ZM237 212V211H236ZM235 212V213H236ZM252 212H250V214H252ZM74 213V212H73ZM184 213V212H183ZM188 213V212H187ZM194 213V214H195ZM239 213V212H238ZM243 213V215H241V216H243V220L245 219L244 218V216H248L245 212H242ZM244 213L246 214V215H244ZM248 213V212H247ZM255 213V212H254ZM253 213V214H254ZM261 213V212H260ZM259 213V215L257 214V216L258 217H260V216H262V213L260 214ZM124 214V217L126 218H124V220H121V215H123ZM193 214V213H192ZM193 214V215H194ZM229 214V213H228ZM234 214V213H233ZM249 214V213H248ZM249 214V215H250ZM252 214V216H254ZM255 214V215H256ZM76 215H77V213H76ZM81 215V214H80ZM79 215V216H80ZM95 215H97V214H95ZM99 215V216H100ZM185 214H183V216H184ZM187 215V216H188ZM193 215H191V216H193ZM236 215H237V213H236ZM149 216V218H151V222L149 223V220L150 219H148V221H147V217ZM213 216H215L214 218H213ZM228 216V215H227ZM233 215H231V216H229V217H232ZM238 216H240V215H238ZM74 217V216H73ZM76 217H78V216H76ZM76 217H74V218H76ZM83 217V216H82ZM98 217V216H97ZM103 217V216H102ZM133 217L135 218V221L133 222L132 221V219H133ZM186 217V216H185ZM229 217H227V218H229ZM263 217V216H262ZM38 218H40V217H38ZM96 218V217H95ZM95 218H93L94 220H93V222L95 221ZM104 218V217H103ZM122 218V219H123ZM189 218V219H188ZM198 218H200L199 220H197ZM213 218V219H212ZM222 218V219H221ZM35 219V218H34ZM42 219V218H41ZM82 219V218H81ZM99 219V220H98ZM96 218V220L98 221V223L100 224V218ZM102 219V218H101ZM232 219H233V217H232ZM237 219H238V217H237ZM239 219H241L240 217H239ZM238 219V220H239ZM247 219H249V217H247ZM254 219V218H253ZM252 219V220H253ZM255 219L256 220H258L257 218H256V216H255ZM31 220H33V219H31ZM38 220V219H37ZM79 220V219H78ZM219 220V219H218ZM218 220H216V222L218 221ZM261 220H262V218H261ZM39 221H42V220H38V221H36V222H38V223H40ZM233 221V223H234V219L232 220ZM248 221H249V223H248ZM36 222H34V225H35V223ZM92 222V221H91ZM130 222H132V223H130ZM240 222L241 221H239V224H240ZM245 222V221H244ZM254 222V221H253ZM257 222H259V221H257ZM264 222V221H263ZM80 223V222H79ZM104 223V222H103ZM242 223V222H241ZM249 224V225H247V226H250L251 224L250 223H252V221L250 222V219L249 220H247V222H246V224ZM261 223V222H260ZM32 224H33V222H32ZM37 224V223H36ZM130 224L133 226V228L132 229H128V225L130 226ZM230 224H231V226H230ZM236 224V223H235ZM238 224V223H237ZM245 224V223H244ZM244 224L242 223V225L244 226ZM70 225V224H69ZM98 225V224H97ZM185 225H187L188 227H186L185 228ZM201 225H202V223H201ZM214 225H215V223H214ZM213 225V226H214ZM257 225V224H256ZM261 225H262V223H261ZM260 225V226H261ZM67 226H68V224H67ZM70 226H72V224L70 225ZM94 226V225H93ZM240 226H241V224H240ZM239 226V227H240ZM246 226V225H245ZM244 226V227H245ZM246 226V227H247ZM251 226H253V224L251 225ZM250 226V227H251ZM41 227V226H40ZM74 227V226H73ZM73 227H72V229H73ZM89 227H91V225H89L88 226V228ZM127 227V228H126ZM238 227V228H239ZM242 227V226H241ZM245 227V228H246ZM257 227L258 226H256V229H257ZM262 227H263V225H262ZM70 229L69 227H66V229ZM185 228V229H184ZM213 228V227H212ZM211 228V230H213ZM234 229V233L231 231V229ZM252 228V227H251ZM254 228H255V226H254ZM253 228V229H254ZM260 228V227H259ZM31 229H33V231L32 232H34V227L32 228L31 227ZM30 229V230H31ZM56 229H58L57 228V226H56ZM67 229V230H68ZM72 229H71V231H72ZM90 229H92V228H90ZM196 229H198V228H196ZM201 230H202V227L200 228ZM200 229H198V231L200 230ZM209 229H207V230H202V231H208L209 232ZM214 229H216V228H214ZM241 229V228H240ZM247 229H248V227H247ZM246 229V230H247ZM261 229V228H260ZM73 230H75V229H73ZM75 230V231H76ZM87 230H89V229H87ZM86 230V231H87ZM93 230H94V228H93ZM185 230V231H184ZM218 230V229H217ZM216 230V231H217ZM244 231H245V229H243ZM252 230V229H251ZM250 230V231H251ZM264 230V229H263ZM99 231V232H100ZM196 231V230H195ZM197 231V232H198ZM201 231V232H202ZM241 231V230H240ZM250 231H249V229H248V233H250ZM254 231L255 230H253L252 232L254 233ZM27 232H29L27 235H29V234H31V236H32V233H30V231H29V229H28V231ZM67 233H69L68 231H66ZM73 232V231H72ZM71 232V234H73V236H74V234H76L75 232L74 233H72ZM93 232V231H92ZM201 232L199 231V236L201 235ZM211 232V231H210ZM213 232V231H212ZM242 232V231H241ZM251 232V233H252ZM150 233V234H149ZM189 233H191V232H189ZM196 233V232H195ZM195 233H193L192 232V235L193 234H195ZM203 233V232H202ZM240 233V232H239ZM249 234V235H247L246 234V231H245V234L247 235H245L244 237V239L246 240L248 237H249V240L251 239L252 240V242H253V240H254V235L253 234ZM255 233H259V232H257V231H255ZM254 233V234H255ZM262 233H263V231H262ZM93 234H95V232L93 233ZM92 234V235H93ZM198 234H195V235H198ZM204 234V233H203ZM202 234V235H203ZM214 235H218V234H215V233H213ZM244 234V233H243ZM259 234H261V232L259 233ZM259 234H257V235H259ZM206 235H207V232H206ZM253 235V236H252ZM62 236V235H61ZM64 236H66V235H63L62 236V238L64 237ZM72 236V235H71ZM72 236V237H73ZM98 236H99V234H98ZM239 236V235H238ZM237 236V237H238ZM243 236V235H242ZM256 236V235H255ZM33 237V236H32ZM75 237V236H74ZM90 237V236H89ZM97 237V236H96ZM100 237V238H101ZM188 237H190V236H188ZM193 237V236H192ZM195 237H197L198 238V236H195ZM195 237L194 238H192V240L194 241L195 240ZM200 237H202V236H200ZM200 237H199V240H201V239H203V237H204V235H203V237L200 239ZM209 237H212V236H209ZM214 237V236H213ZM218 237V236H217ZM259 237H261V235H259ZM258 237V239H260ZM61 238V237H60ZM68 238V237H67ZM76 238V237H75ZM86 238V237H85ZM84 238V239H85ZM95 237H93L92 236V239H94ZM108 238L110 239V240H108ZM170 238H175L174 240H176V241H172L171 243H169L170 241H169V239ZM196 238V239H197ZM206 238V237H205ZM207 238H208V236H207ZM220 238V239H221ZM230 238V237H229ZM242 238V237H241ZM33 239V238H32ZM92 239H90V238H86V240H87V245H89V246H87L89 249H90V251H92V249L90 248L91 246V240ZM186 239H187V241H186ZM209 239V238H208ZM216 239V238H215ZM214 239V240H215ZM221 239V240H222ZM234 239V238H233ZM233 239H231V241L233 240ZM58 240V239H57ZM67 240V239H66ZM168 240V241H167ZM192 240H190V242L192 241ZM198 240V239H197ZM207 240V239H206ZM205 240V241H206ZM212 240V239H211ZM218 240V239H217ZM225 240H227V239H225ZM225 240H223L224 242H225ZM250 240V241H251ZM72 241V240H71ZM74 241V240H73ZM75 241H76V239H75ZM93 241V240H92ZM99 241H100V239H99ZM140 241V242H139ZM205 241H203V242H205ZM218 241H220V240H218ZM247 241H248V239H247ZM257 241V240H256ZM256 241H254V242H256ZM261 242H262V240H260ZM260 241H258V242H260ZM264 241V240H263ZM59 242H60V240H59ZM66 242V241H65ZM70 242V241H69ZM94 242V241H93ZM97 242H98V240H97ZM96 241H95V245H96V243H97ZM199 242V241H198ZM208 242V241H207ZM207 242H205V243H207ZM224 242H223V244H221V243H219V244H221V253H219V252H217V255H218V253H219V255H220V260H217V262L219 261V262H221L222 264H228L227 263V260H229V258H231L232 256H228V254H227V249H226V247H228L226 244V247L224 246ZM228 243H229V241H227ZM234 242V241H233ZM238 244H237V247H241V245H242V239H241V243H240V241L238 240ZM245 242V241H244ZM243 242V243H244ZM260 242V243H261ZM71 243V242H70ZM73 243V242H72ZM86 243V242H85ZM185 243H186V245H185ZM245 243H247V242H245ZM250 243V242H249ZM257 243V242H256ZM259 243V244H260ZM68 244V243H67ZM76 244H78V243H76ZM93 244V243H92ZM93 244V245H94ZM153 244L155 245L156 244V249H154V247L155 246H153ZM219 244L218 245H216V246H218L219 247ZM231 244V243H230ZM233 244V243H232ZM253 244V243H252ZM62 245V244H61ZM82 245V246H81ZM198 245V244H197ZM247 245V244H246ZM264 245V244H263ZM74 246H76L75 245V243H74ZM97 246H99V245H97ZM200 246V245H199ZM245 246V245H244ZM249 247H250V244L248 245ZM253 247H252V250H253V248L256 246L255 244H253L252 245ZM259 246H261V245H259ZM61 247H63V246H61ZM61 247H59V248H61ZM79 247V248H80ZM94 247V246H93ZM168 247H170V246H168ZM230 247H231V245H230ZM230 247H228L229 249H230ZM236 247V246H235ZM235 247L233 246V248H234V250H235ZM247 247V246H246ZM262 248H263V246H261ZM96 248V247H95ZM233 248H231V249H233ZM251 248V247H250ZM256 248H258V250L260 249L258 246L256 247ZM76 249H77V251L78 250H80V249H78V245L76 246ZM87 249V248H86ZM170 249V248H169ZM201 249V248H200ZM218 249V248H217ZM228 249V250H229ZM244 249H246V248H244ZM66 250V249H65ZM64 250V251H65ZM67 250H68V248H67ZM172 250V249H171ZM233 250V251H234ZM243 250V249H242ZM247 250V249H246ZM249 250V249H248ZM260 250H262V249H260ZM95 251V250H94ZM99 251V250H98ZM151 251H153L154 253H152ZM173 251V252H174ZM230 251V250H229ZM229 251H228V253H229ZM250 251H251V249H250ZM80 252V251H79ZM82 252V251H81ZM97 252V251H96ZM100 252V253H101ZM149 252H151L152 253V255H153V257H154V255H155V258L154 259H151V253H149ZM212 252H214V251H212ZM232 252V251H231ZM235 252V251H234ZM242 252V251H241ZM241 252H239V254H237V256H239L240 254H241ZM257 252V251H256ZM255 252V253H256ZM259 252V251H258ZM69 253V252H68ZM91 253V252H90ZM104 253V254H105ZM37 254V253H36ZM67 254V253H66ZM77 254H78V252H77ZM89 254V253H88ZM87 254V255H88ZM103 254V255H104ZM168 254V253H167ZM167 254H165V255H167ZM171 254V253H170ZM216 254V253H215ZM214 254V255H215ZM230 254V253H229ZM234 254V253H233ZM37 255H39V254H37ZM52 255H55L54 253H52ZM63 255H64V253H63ZM71 256H72V254H70ZM69 255V256H70ZM74 255V254H73ZM82 255V254H81ZM95 255H97V254H95V253H92V254H90V261H92V259L94 258V256ZM99 255V254H98ZM110 255V254H109ZM216 255V256H217ZM218 255V256H219ZM232 255V254H231ZM242 255V254H241ZM50 256H51V254H50ZM57 256V255H56ZM84 256V255H83ZM101 256V255H100ZM105 256V255H104ZM118 256H116V258L118 257ZM170 256V255H169ZM172 256V257H173ZM236 256V255H235ZM237 256L234 258V259H237ZM63 257H65V256H63ZM67 257H68V254H67ZM67 257H65V259L67 258ZM75 257V256H74ZM77 257H79V256H77ZM85 257H87V256H85ZM99 257V256H98ZM102 257V256H101ZM152 257V258H153ZM215 257V256H214ZM213 257V258H214ZM49 258V257H48ZM70 258V257H69ZM73 257H71L70 259H72ZM104 258V257H103ZM102 258V259H103ZM115 258V259H116ZM160 258H161V260H160ZM169 258H171V257H169ZM219 258V257H218ZM228 258V259H227ZM240 259H241V256L239 257ZM56 259H57V257H56ZM55 259V260H56ZM64 259V260H65ZM69 259V261H71ZM79 259H82V258H79ZM96 259H97V256H96ZM101 259V258H100ZM101 259V260H102ZM111 259H112V257H111ZM168 259V258H167ZM166 259V260H167ZM216 259V258H215ZM233 259V258H232ZM35 260V259H34ZM85 260V259H84ZM94 260V259H93ZM98 260V259H97ZM104 260V259H103ZM102 260V261H103ZM108 260H110V258L108 259ZM117 260V259H116ZM170 260V259H169ZM238 260V259H237ZM68 261V260H67ZM89 261V262H90ZM94 261H96V260H94ZM93 261V262H94ZM111 261V260H110ZM115 261V260H114ZM172 261V260H171ZM170 261V262H171ZM195 261V262H196ZM234 261V260H233ZM36 262H37V259H36ZM55 262V261H54ZM54 262H52L51 264H53ZM57 262V261H56ZM74 262V261H73ZM82 262V261H81ZM99 262V261H98ZM98 262H97V264H98ZM101 262V261H100ZM104 262V261H103ZM116 262V261H115ZM124 262V263H125ZM166 262H168V260L166 261ZM181 262V261H180ZM185 262V263H186ZM217 262H215V263H217ZM219 262H218V264H219ZM59 263V262H58ZM62 263V262H61ZM71 263H72V261H71ZM111 263V262H110ZM117 263V262H116ZM136 263V264H137ZM163 263V262H162ZM165 263V262H164ZM238 263V262H237ZM241 263V262H240ZM65 264V263H64ZM67 264V263H66ZM70 264V263H69ZM74 264V263H73ZM75 264H76V262H75ZM86 264V263H85ZM90 264V263H89ZM94 264H95V262H94ZM101 264H102V262H101ZM165 264H170V263H165ZM173 264H174V262H173ZM181 264V263H180ZM229 264H231L230 262H229Z\"/></svg>",
    "mask_w": 264,
    "mask_h": 264
}]
</instances>
